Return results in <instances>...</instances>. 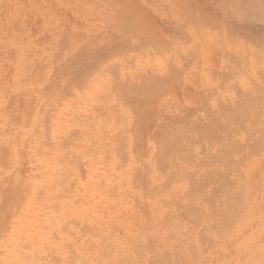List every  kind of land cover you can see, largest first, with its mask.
Returning <instances> with one entry per match:
<instances>
[{
    "label": "rangeland",
    "instance_id": "374dc122",
    "mask_svg": "<svg viewBox=\"0 0 264 264\" xmlns=\"http://www.w3.org/2000/svg\"><path fill=\"white\" fill-rule=\"evenodd\" d=\"M26 1L23 0V3H24V6H23L22 0H20V3H19V0H13V1L12 0H4V1L0 0V5H1L0 6V28L2 27V24H3L2 28L8 30V31L0 30V52H1L0 53V191H2V189H3V191L7 192V191H9L8 187L11 188L10 194L8 193L10 197H8V195H7L6 198H4L3 194H6V193H3V191H2V193H3L2 194L3 196H2L1 192H0V196H1L0 198L3 201L2 202L0 200V202L2 203L0 205L1 206L0 212L3 213L4 211H7V210L10 211V209L6 210V208H5V207L8 208L9 207L8 205H10V207L12 209H14L16 207L15 210H13V212H11V213H13V216L15 215V218H13V216L11 217V215H10L11 213L7 214L8 212H4L3 217H6V216H8V218L11 217V219H10L11 221L10 222L6 221L8 219L6 217L5 218L6 220H3L4 222L1 221L2 223H0V229L1 230H2V227L4 224L8 225V226L7 225L4 226L5 228L8 227L6 232L3 231V232H5L6 235L3 232L2 233L0 232L1 233L0 235H2L1 237L3 238V240H1L2 238L0 237L1 238L0 239V252H1L0 253V255H1L0 256V264H44V263L45 264H56V262H59V264H63V263L67 264L66 262H68V264H71V262H72V264H114V263L115 264H123L126 261H127L126 262L127 264H131L130 261H132V264H134L136 262V260L138 261V262H136L137 264H139V263L140 264H146L149 261V260L146 261L147 257H149V259H151L150 257H152L153 254L161 253V252L168 253L167 260L171 261V262L169 261L170 264L172 263L174 258H175V261H173L172 264H179L180 261L178 258H180V257H181V260H183L182 264H191L190 262H192V264H264V190H263L264 189V142H263L264 140H262V139H260V137H258L259 134H262V133L264 136V120L257 121L260 124H258V123L256 125L253 124L254 128L260 129L259 130L260 132L262 131V133L258 132L259 134H258V136H256L257 132H253V126H252V122H253L252 120L253 119L251 116H248L247 121H244L242 123L243 125L241 127H236V129H233L232 131H230V133L232 135L229 132H228L229 136H228V134H226V136H228L227 141H226V136L224 135L225 137H223V135H222L221 138L225 139L226 142H223L224 140H221L222 143H220L221 141H218L220 143V144L219 143L217 144L218 146H216V143H214L215 146H214V144H210L211 146L209 145V148H208V146H207L208 144L205 143L204 141H201L197 137H195V135H193L194 139L191 138V136H190V139H192V141H194L196 138L200 141V143L197 140V141L192 142V144L188 143V145H187V143H185V141L181 142L182 141L181 140L180 142H181V144L183 143V145H180L179 150L176 149V153H174L173 156L171 155L173 158L170 157L169 160L164 161V163L166 162V164H168V162H169L170 164H168V165H170V166L164 165V166H161V168H160L161 163H159L157 161V164H160L157 166L158 171L160 173H158V171L154 168V167H156V166H154V164H155L154 162L156 161V159L153 158V156L156 157L158 155V153L161 151L160 147L159 148L157 147L158 143L156 145H155V143L153 144L154 139H153V141L152 140L149 141L147 139L150 136L152 137V135H150L151 133H153V136L155 137V135H158L161 132L165 131V129L163 130L162 128H165L166 125L171 126V128L169 127V129H173L174 128L173 126L176 125L175 124L176 121L180 118V116L184 115L186 112L187 113L184 116L188 117L187 118L188 121L184 119V120H182L183 124L181 123V125H179L180 120L182 118H184V116H183V117H181L180 120H178L179 123L176 126L183 127L186 124L185 121H187V124H190V123L192 124V122L198 123L194 120H197L199 122L202 121L203 123L201 124V122H200L199 124L206 126L210 123L209 117L211 115L208 113L211 111L214 112V110H215V113L218 114L220 122H222L224 114H223V116H221V113H222V112H220L221 110L219 111V113H217L220 107L223 108L222 105H227V104L231 105L233 103V100L236 102L233 104H237V103L239 104L240 99H242V98L244 99V97L253 98L255 96L256 90H257L256 85L257 86L259 85L260 88L264 86V84H263L264 83V78H263L264 77V48L260 51L259 47H256L255 45H252V44L246 42L245 39H243L244 37H242V36L246 37L247 35L251 36L250 33L252 32V35L254 34L255 38L257 36H262L260 38H264V36H263L264 34L261 33L264 31V0H28L29 1L28 3ZM31 1H33V2H31ZM31 5H33V7ZM197 5H199V7ZM49 7H50V9H49ZM19 8L21 11H19ZM197 15L198 16L201 15V16H199V18H198ZM205 15H207L208 17ZM185 18H187V19H185ZM193 18H194V20L196 19L195 20L196 22L192 21ZM200 18H202V19H200ZM211 18L213 20L216 19V21L213 23H221V28L219 27V29H222V27L225 24L226 27L231 26L233 28L234 32H237V29L238 28L241 29L242 27H246L247 31L246 30L245 31L240 30L242 32L241 33V32H239V29H238V32L240 33L238 37H240V39L236 38L237 41L233 42V40L231 38L235 34L233 33L231 36V33L230 34L227 33L226 30L228 31L229 28H226V30H225L224 29L225 27H223L222 30L224 33H226V35H225L224 33L221 32V30L219 31V29H217L218 27L217 28L215 26L212 27L211 26L212 22H210V21H212ZM13 19H15V21ZM207 19L208 20L210 19V21H208ZM221 19H222V22H220ZM199 20L204 21V22L206 21L207 25L210 23L211 27H209V26L207 27L204 24V22H202L205 25V27L207 28V30L211 31V28L216 29L214 32H211V34H209V31L207 32L206 28L204 27L205 28V29H203L204 33H202L203 31L201 33H202V36L204 34H206V35H204L205 41H203L200 38L201 33L198 32L200 29H198V30L196 29L197 31L195 30V28H198V27L203 28V26H204L202 23L200 25ZM217 20H220V21L217 22ZM223 21L227 22L228 24L223 22ZM2 22H4V23H2ZM207 22H209V23H207ZM13 23H15V24H13ZM190 24H191V27H190ZM192 24H194V25H192ZM195 24L196 25L199 24L200 26L198 25V27H197ZM183 25H184V27H183ZM215 25H217V24H215ZM218 26H220V25H218ZM193 27H195V28H193ZM247 27H248V29H247ZM191 30H193V31H191ZM217 31H218V33H216ZM248 31H249V33H248ZM176 32L179 33V34L177 33L178 35H181V38H182V34H184L186 32L184 34L185 37L181 40L180 36H178L177 40H174L173 36L176 37V35H177ZM197 32L200 33V36L196 34ZM246 32H247V35H244V33H246ZM192 33H194V34H192ZM257 33L260 35H258ZM186 34H187V36H186ZM193 35H194V37H192ZM210 35H212V36H210ZM227 35H228L229 39H231V41L228 39ZM156 36H159V37L156 38ZM222 36H224V37H222ZM230 36H231V38H230ZM152 37L155 38L154 39V40H156L155 42H157L160 39V41H158L160 44L159 45L157 44V46L159 48L158 52H160L159 51L161 48L160 46H163L162 43H166L167 40L169 42H167L165 46L167 47V45L169 44L170 47L174 50L170 53H166V55H165V52H167V50H166V47L163 46V47H165V49L164 48H162V49L165 50V52L162 55L163 51L161 52V54L157 53L156 52L157 46L155 47L156 50H154L155 48L153 49V47L155 45H152L153 47L148 46L149 49H147L148 47H146V50L144 51L142 48L146 45H149V44H146L147 43L146 40L152 41L153 40ZM161 37H163V39L165 37V39H164L165 41H163V39ZM235 37H237V36H235ZM143 38L145 41H143ZM250 38L252 39L253 37L251 36ZM178 39L180 41H185L184 43H187V44H183V43L181 44L180 41L178 43ZM188 39L191 41H189ZM221 39H223V41H225L226 39H228V40L225 41L226 43L223 42V44H222ZM233 39H235V38L233 37ZM139 40H141L142 42ZM186 40H188L189 43ZM215 40H217V41L221 40L220 44L218 42H216V44H219V45L215 46V43H214ZM238 40H240V41H238ZM149 41H148V43H149ZM161 41H163V42H161ZM206 41H208V42H206ZM211 41H213V42H211ZM135 42L138 43V45L136 43L137 47H134V46H136ZM190 42H192V43H190ZM205 42H206V44H205ZM111 43H114L115 47H118V44H121V46H123V48L133 46L134 48H130L131 49L130 51L131 52L136 51V53L135 54L129 53L126 55V53L129 51H128V49H127V51L124 49L126 52V53L124 52L125 56H127V57H125V58L122 57L120 60V59H118V58H120L119 55L120 56L124 55V54H122L124 51L123 48L118 47L120 49L119 51H122V50L123 51L121 54L119 52H118L119 54H116V52H115V55L117 57L114 56V54L109 55L110 53H108V52L109 51L111 52V50L109 49L108 46ZM123 43L124 44L127 43L126 45H128V46L125 47L123 45ZM199 43L201 45L200 48H199V46H200ZM144 44H146V45H144ZM180 44L185 45L186 47L183 48V46H180ZM239 44L242 47H239ZM89 45H91V46H89ZM171 45H174L176 48L175 47L173 48V46H171ZM220 45H222L221 46L222 48L219 47ZM104 46H106L108 48H104ZM230 46H231V49H230ZM243 46L245 48H247L246 52H247L248 56L243 54V51H244ZM86 47H88V48H86ZM180 47H182V48L180 50H178ZM190 47H191L192 51L196 49L197 55H196V53L190 54V51L188 54H186V52L190 49ZM223 47H225L224 50H223ZM171 48L167 47L168 51H171ZM220 48L223 51H221ZM103 49H106V51H108V50L109 51L106 52ZM144 49H145V47H144ZM197 49H198V51H197ZM239 51H240V53L238 54ZM57 52H59V53H57ZM60 52H61V54H60ZM81 52L86 54L85 56H87L86 57L87 59L85 57H83V58L88 61V63L87 62H85V63H87L89 65L87 66L84 63V61H86V60L83 61V58H81L79 60L80 61L82 60L81 63L84 64L86 67L84 65L82 66L81 63H80L81 65L78 63L77 65L78 66L80 65L82 67V69H81V67L80 68L75 67L74 75L71 76L73 74V72L70 73L71 74L70 78L72 80H75V76H76V80L74 82H77V83H74V84L77 85L78 82L80 83V81L81 82L83 81L82 83L84 85L81 83L80 85H82V88L77 89V90H79V91H77L74 88L77 86H74V87L71 86V88L68 87L67 82L69 80L68 81L66 80L67 82L65 81L66 78H69V77H66V76H68L67 73L65 74V76L63 75L64 77L63 76L60 77L61 79L60 78L56 79L57 77H55V76H58V75L61 76L62 75L61 68L63 71H65L64 67H66L67 64L70 63L73 56H75L76 53L78 54ZM104 52L111 57H109L107 55L109 58L108 59L104 58L103 57ZM198 52L201 53L202 56L205 57V59L202 56H200L201 54H199V56H198ZM215 52L219 53L221 57L219 56V54H216ZM148 53H149L150 57L147 56ZM176 53H178V54H176ZM211 53L214 56L217 55V58L219 57V60L217 59V61H216V63H217L216 64L217 66H215L216 68L213 67L215 60L213 62L214 56H211ZM58 54H60L61 56H59ZM88 54L90 56H92L91 54H93L94 55L93 58L88 56ZM224 54H226V55H224ZM188 55L190 57L189 60H188ZM208 55H210V58L213 57L212 63L210 64L211 66L208 64L209 58L206 59L207 57H209ZM107 56H105V57H107ZM222 56L223 57L225 56L224 58L226 60H224L222 58ZM229 56H231V57L229 58ZM245 56L249 59V60H247L248 65H246V63H245L246 62ZM251 56L255 57V58L252 59ZM256 56L259 59L256 58ZM70 57H72V58H70ZM95 57H96V59H95ZM157 57H159V58H157ZM232 57H234V58L231 59ZM91 58L95 59L96 61L99 60V62L97 63L95 60L93 61ZM115 58H117V60ZM138 58H139V60H138ZM146 58L148 60H146ZM162 58H164V59H162ZM199 58H200V60H199ZM227 58H229V60H227ZM69 59H71V60L69 61ZM88 59L90 61L92 60L91 63L96 62V64L98 66L97 65L95 66V63H94V65H92ZM149 59H151V60H149ZM169 59H170V61H172L171 63H169V66L170 65H175V66H173V67L172 66H170V67L166 66L167 67L166 68L165 65H168L167 60H169ZM172 59H174V60H172ZM175 59L177 62L175 61ZM214 59H216V58H214ZM130 60L133 62L128 64ZM164 60H165V63H167V64L164 63ZM197 60L200 61V63H198L199 67H197L198 65H195V64H197ZM209 60H211V59H209ZM233 60L235 63L233 62ZM173 61L176 62V64H173ZM185 61L186 62H188V61L194 62L195 61V64H194L195 66L192 65V63H191L190 66H188V67L186 66L187 68L184 67L185 68V71H184L182 65L183 66L185 65L184 64ZM223 61H225V62H223ZM226 61H227V64L230 63L231 66H230V64H228V66H226ZM231 61H232V63H231ZM236 61L240 62L239 66L236 65ZM259 62H260V64H258ZM163 63L165 65H163ZM233 63L236 66H234ZM103 64H105V65H103ZM121 64H123V65H121ZM187 64H189V63H187ZM241 64L245 65V66L243 65V67H245L244 69L242 68ZM100 65H101V67H99ZM130 65H132V66H130ZM206 65L207 66L209 65L210 69L208 68L209 66L207 67ZM106 66H109L110 68H111V66H113L112 68L114 70H115L116 66H118V68L116 67L117 71H114L111 68V72H110V71H108V70H110V68L108 69V67H106ZM119 66H121V68H123V69H121ZM91 67L97 72H92L93 69ZM94 67H96V68L98 67L97 70ZM131 67L133 68V70L131 69ZM174 67H175V69H174ZM190 67H192V68H190ZM211 67H213V69H211ZM224 67H227V68H224ZM231 67L235 68V69L239 68L240 73L238 74V70H236L237 73H231V74L228 73L231 71V69H232ZM197 68H200V69H197ZM39 69H41V70H39ZM226 69H230V71L227 70V72H226ZM84 70H86V71L91 70L92 74L89 72H87V74H89V75L84 74L83 73ZM104 70L106 73L103 72ZM127 70H132V71H127ZM175 70L181 72V74L178 73L180 76L178 75L179 77L177 76L178 79H176L177 81L180 80L181 82L174 81V82H176L174 84L173 80L171 79L173 77V75H171L172 77L169 79L168 75H170V74L167 75V72L168 73L170 72L171 74L172 73L176 74L177 71L173 72ZM232 70H234V69H232ZM242 70L244 73H241ZM58 71H60L61 74H59ZM145 71H147V73L149 74V75L147 74L148 76L145 75L146 74ZM79 72H81V74ZM163 72L166 73V74L165 73L164 74L168 76V77L167 76L166 77L169 80L167 78H165V75L163 77V75H162ZM216 72H218V73H216ZM219 72L223 73L225 75L222 77L220 76L222 81H224L223 82L224 84H222V83H220V84H222V86H224L226 88V90H224V91L221 90V88H220V90L222 92L219 90V88L217 89V86L219 85L218 84L219 81L220 82H222V81H221V79L217 80L215 78L216 75L217 76L220 75ZM255 72H257V73H255ZM76 73H79V74H76ZM214 73H216V74H214ZM98 74L101 75L102 78L100 76H98ZM109 74H115L117 76V80L115 81L116 77L114 75H113L114 76L113 77L114 79H113L110 77L111 75H109ZM213 74H214V78L212 77ZM223 74H221V75H223ZM226 74H230V75H228L231 78L230 83L228 82V80L230 79L229 77H227L228 80H223V78L226 77ZM53 75H55L54 78H53ZM139 75H142V76L140 77ZM151 75H154V76H151ZM176 75H174V76H176ZM257 75L258 76L260 75V77H262L263 79L262 78H260L261 80L258 79ZM135 76H139L141 79H139V77L135 78ZM72 77H74V78H72ZM146 77L147 78L149 77L150 79H151V77H153V79H151V81L154 80L153 81L154 83H158L160 81V80L155 81V80H157L156 78L159 77L158 79H160L161 77H163L166 79V80L164 79V81L170 82L171 84L166 83V87H165L161 96L158 97V95H157L158 93L156 92L157 93V94L155 93L157 95L156 98H155V96L152 99L150 97V99L154 100L156 103H153L154 101H152V102L150 101L151 104L149 103L147 105V103H146L145 104L146 106L143 103L142 104L140 103L141 105L138 107L137 103L135 104V103H133V101L130 100L131 97L129 95V92H128L129 97L127 96L126 90L130 91V90H132V88H130L129 85L127 86L125 81H128L129 83L128 82L127 83L130 84V86L133 85L132 86L133 88L138 89L140 87H142V88L145 87L146 83L148 84V82L143 83L144 81L147 80ZM256 77H257V79H256ZM211 78L213 80L215 79L216 81L215 80H214L215 82L211 81L212 80ZM227 78H225V79H227ZM59 79L61 80L60 82H59ZM78 79H80V80H78ZM173 79L175 80L174 77H173ZM244 79H245L246 84L244 83ZM247 79H249L248 80L249 82L252 81L253 83L252 84L250 83V85H249L248 84L249 82L247 81ZM54 80H55V82H54ZM112 80L115 81V83L113 82L115 85L112 83ZM123 80H125L124 83L126 85L123 83ZM161 80H163V79H161ZM209 80H210V82H209ZM56 81H57V83H56ZM64 81L67 84H64ZM139 81L141 83H143L144 85L141 84ZM133 82H134V84H131ZM149 82H150V80H149ZM207 82H209V83H207ZM225 82H226V84H225ZM212 83H213V85H212ZM177 84H179L180 89L177 86ZM233 84L236 86L235 88H237L238 91L241 92L242 94L236 93L237 89L232 90L231 87ZM262 84H263V86H261ZM80 85L78 84V87H80ZM112 85H113V88L111 87ZM121 85L123 87L125 86L124 87L125 91H123L122 93L126 92L124 96L129 98L130 102L126 101L128 99L125 98L122 95V93H120L119 91H118V93H120L122 95V98H125L124 99L125 101H122L123 100L122 98H121L122 100H119L121 95L119 97L117 95V93H115V96H117L116 98H119V99L115 100L114 92L113 91L110 92V90H115L114 88H117L116 90H119L118 87L120 89L124 90ZM253 85H255L256 90L250 89L251 86H252V88L254 87ZM219 86H221V85H219ZM65 87H66V89H64ZM108 88H110V89H108ZM70 89H71V91H70ZM136 89H133L131 92H134V90L136 91ZM182 89L184 90L183 92H181ZM185 89L189 90L187 92H192V94L191 93L190 94L189 93L184 94ZM168 90L169 91L170 90L175 91V92L173 93L170 91L171 94L169 95L170 92H168ZM211 90L217 91V93L213 94L214 91L210 92ZM207 91H209V92L206 93ZM225 91H226V93H225ZM227 91H229V92H227ZM233 91H234V93H233ZM66 92H67V94H66ZM160 92H161V90H160ZM200 92H201V96H199L200 94L197 95V93H200ZM59 93H60V95H59ZM172 93H173V97H174V94L175 95L178 94L179 95V96H177L178 98L176 97V98H174V100H171ZM179 93L181 94V96ZM209 93L214 95V96L210 97L208 100L206 99L207 103L206 102L205 103L208 106V107L206 106V108L210 109L208 113L205 112L206 117H207L206 118L202 114V113H204L206 108H205V104L203 103V101H201V99L202 100L205 99V95L207 94V96H208ZM64 94H65V96H63ZM163 94H164V96H163ZM66 95L69 97H66ZM153 95H154V93H153ZM62 96L65 98L62 99ZM198 96L200 98L201 97L202 98L199 100V99H197ZM207 96H206V98H207ZM240 96H242V98H240ZM215 97H218V98L216 99ZM237 97L239 98V100L237 99ZM185 99H188V100L190 99V100L186 101ZM60 100L61 101L65 100L66 102H60ZM175 100L177 102H173ZM180 100H182V102ZM193 100L195 101V105H194ZM209 100H211V101H209ZM217 102H220L221 106H220V104L217 105ZM129 103L132 105L135 104V106H132ZM225 103H227V104H225ZM154 104H155V106H154ZM199 105L202 108L204 106L202 113L200 110L201 107H200V109H199V107L198 108L195 107V106H199ZM136 106L138 107L137 111L140 113H137V111H135L137 108ZM217 106H219V107H217ZM98 107H101V108H98ZM109 107H110V109H109ZM144 107L145 108L147 107V108L145 109ZM187 108H190V110L189 111L186 110ZM191 108L194 109V111L192 110L195 113L194 115L191 112ZM195 108L199 109V112L197 109H196L197 110L196 111ZM179 109L180 110L183 109V111L185 110L186 112L185 111L179 112ZM145 111H148V112H145ZM144 112H145L146 116H145ZM153 112H154L155 117H154V115H153V117L151 116L153 114ZM57 113H59V114H57ZM188 113L190 115L192 114V117L191 116L189 117ZM75 114H77L76 115L77 119H78V116H80L81 114H82L81 116L83 118L86 115H89L90 119L88 120V116H86L87 118L86 117L85 118L87 119V121H85V123L82 121H84L86 119L84 118L82 120V117H80L77 121V119L75 120ZM100 114H103V116H101ZM134 114H136V116H134ZM148 115H150V116H148ZM212 115H214V113ZM219 115L221 116V118ZM55 116H56V119H54ZM137 116L140 117L139 120L141 122L138 120ZM44 117L48 118V119L43 120V119H45ZM70 118L71 119L73 118L75 120V122H73L74 121L73 119L70 122V120H71ZM154 118L156 120H154ZM203 119H206V121H204ZM80 120H81V124L79 123ZM135 120H137L138 122L137 121L135 122ZM190 120H192V122H190ZM68 121H69V123H68ZM249 121H251V123ZM139 122L140 123L143 122L141 126H140ZM149 122H150V124H149ZM109 123H110V125H109ZM254 123H256V122H254ZM24 124H25V126H24ZM43 124L45 125V130L47 131V134H44V133H46V131H43L44 130ZM148 124L150 126H148ZM152 124H153V126H152ZM172 124H174V125H172ZM248 124L250 126L249 130H248V127H249ZM146 125L148 127H150V130L147 127H143ZM155 125H157V126H155ZM162 125H165V127H163ZM151 127H153V128H151ZM155 127H158V128L160 127V128L158 130ZM167 127H166V129H168ZM178 127H177V129H178ZM142 128L143 129L147 128L149 131H146L147 129L143 130ZM130 129H132V130H130ZM138 129H140L141 132ZM156 129H157V131H155ZM256 129H254V131H256ZM79 130H81V131H79ZM136 130H137L138 134L140 135V137H139V135H135L134 132ZM234 130H235V132L237 131L238 135H236L235 133L233 134ZM35 131L37 132L36 134H34ZM153 131H155V132H153ZM137 132H136V134H137ZM74 133H75V135H74ZM140 133H142L143 136L145 135L144 139ZM146 133L148 136L146 135ZM248 133L250 135H252L251 133H254V134H253V136H250ZM71 134L73 136H76V138L74 137V139L72 138L73 139L72 140ZM191 134L192 133H190L189 135H191ZM44 135H47V136L44 137ZM68 135H70V136L65 137ZM189 135H187V137H189ZM246 136L253 137L252 139H255L254 137H256V138L258 137L257 138L258 140L259 139H260V141L262 140V142H263V145L261 147L262 149L261 148L257 149V150H259L257 157H255L256 153L254 155V152H253V154H251V152L254 150L257 151L256 148L260 147V144H262V142H260V144L257 145V142H256L257 139H256V141H253V142H256V144H254L252 142V139L248 138ZM245 137L248 138V140L250 139L249 141L247 140L248 141L247 145H249V146L245 145L246 143L244 144L245 140L243 141V139ZM68 138H69L68 144H71L73 147H71L68 144H67V147H66V145L64 146V143L66 144V142H64L66 140H64V139H68ZM229 138H230V140H229ZM70 139L72 141H70ZM140 139H143V140H140ZM59 140H62V141H59ZM121 140H122L123 144L120 143ZM44 141H49V144L50 143L54 144V146L50 144L51 147H48L47 143ZM142 141L144 142V144H142L143 143ZM151 141H152V143H151ZM228 141H230V142H228ZM231 141L232 142L235 141L236 143L234 142L232 144ZM242 141H243V143H241ZM247 141H245V142H247ZM43 142H44V144H46L45 147L42 144ZM56 142H59L60 145L63 143L61 148H60V145L58 146L59 143H56ZM67 142H68V140H67ZM154 142H156V140ZM189 142H191V141H189ZM132 143L134 145H136V143L138 144L137 149L134 148L136 146H133ZM228 143H230V145L232 146V150H230L228 153L235 152V150L238 146L240 149H242L243 152H240L241 150H239L238 151L239 153L236 151L237 155L235 154L236 153L235 152L233 155L230 154L232 157H228V155L226 157L224 156V158H227L224 160H223V158L219 159L217 154H214L213 156L216 155L215 156L216 158H214L215 161L212 160L211 163H213L214 166H215V164H217V166H215V167L212 166V168L208 167V169L207 168L204 169L203 167H201V168L196 167L197 164L195 163V157L196 158L199 157L200 153L198 154V152H204V153H206V151H207V153L211 152L209 154H207V153L206 154L210 155V157H212L211 154L216 153V152H213V151H215L216 148L219 149L221 147L224 150V148L226 147V144H228ZM249 143H251V144H249ZM177 144L179 145V143H177ZM189 144H190V146H189ZM191 145H192V147H191ZM251 145L254 147H252ZM56 146H57V148H56ZM154 146L156 148H154ZM181 146L184 148H182ZM147 147H150V148H147ZM211 147H214V148L212 150H209ZM250 147L252 149L251 150L249 149L250 150V152H249L247 150ZM133 148L135 150H133ZM157 148L159 149V151H157L158 150ZM239 148H237V150ZM142 149H144V150H142ZM183 149L186 150V152L189 151V153L192 154V158L194 157L193 159L190 158L191 154L188 155V152L186 153V156L185 155L184 156L190 158L191 159V160L189 159L190 162H194L192 164L195 166H193L191 163H188L189 161L185 163V162L176 160L177 162H175L174 159L179 158L180 154H181L180 157H183L182 156V152H184ZM243 149L245 151H247L246 153H249V156H251V155L253 156V157L252 156L251 157H245L244 156L243 160L244 159L247 160L246 158H249L246 162L244 160V163L241 162V161H243L242 159H241V161L239 159L235 160L237 158H240V155L242 156V155L246 154ZM202 150H204V151H202ZM131 151L132 152L135 151L134 153H137V154H131ZM155 151H157V153H154ZM179 151H180V153H177ZM145 152H147V153H145ZM47 153H49L51 155H48ZM204 153H202V154L205 157L206 154H204ZM145 154L147 155V157L143 156ZM176 154H179V155H176ZM184 154H185V152H184ZM46 155H48V156H46ZM52 155H54V156H52ZM203 155H202L201 159L203 158ZM122 156L125 158V161H124V158ZM132 156L136 157L135 158L136 160H138L141 157L140 162L138 161L139 164L137 161H132L134 159ZM246 156H248V155L246 154ZM121 157H122V159H121ZM142 157H144V158H142ZM258 157H260L261 159ZM150 158H151V160H150ZM52 159H54V160H52ZM153 159H154V162H153ZM229 159H232V160L229 161L228 163H224L226 160L228 161ZM172 160H174L173 163H172ZM196 160L198 161V159H196ZM219 160H220V162H219ZM255 160H257V161H255ZM259 160L261 162H258ZM46 161H48V162H46ZM234 161H236L235 163L239 162V165H238V163H237V165L236 164L232 165V166L229 165L230 162L234 163ZM181 162H182V165L180 164ZM240 162L242 163L241 165L244 167L240 166ZM121 163H122V165H121ZM183 163H184V166H183ZM187 163H188V165L189 164L190 165L188 167H185V165ZM211 163H209V164H211ZM132 164H134V165H132ZM174 164L175 165L178 164L179 167H177L178 165L176 167H174L175 166ZM220 164L221 165L222 164L228 165L229 169L232 168L231 169L232 173H231V170H228V172H226L227 170H223V169H225L224 165H222V167H223V169H222ZM139 165H141V166L139 167ZM172 166H173V170H178V171L171 172ZM204 166L207 167L209 165H204ZM115 167H116V171H115ZM195 167H196V169H194ZM213 167H214V169H216L215 172L218 171L219 174H217L218 172L214 173ZM233 167H235V168H233ZM255 167L258 168L257 170H259V172L255 171V169H256ZM162 168H163V170H161ZM189 168H190V170H189ZM197 169L199 171H197ZM233 169H236L237 172H234L235 170H233ZM136 170L140 174L143 171V174H141V176H140V174L139 175L136 174L138 176L137 177L135 175V173H133ZM154 170H156L157 173ZM169 170H170V172H169ZM179 170L181 173H183V171L187 172L188 173L187 175H189V176H191L192 171H194L196 173V175H195V173H193L194 177L193 176H191V177L194 178L195 181H197V179H199L202 175H206L209 173L212 175L211 176L212 178H215V179L218 178V181H220L219 179H222V181H223V178H224L223 173L225 175L226 174L228 175V173H229V175L224 178V182H223V184L221 183V185L224 186V183L226 181L231 182L230 179H232V184H229V183L228 184H229V186L234 185L235 188L233 186H232L233 189H232V187L227 188V186L225 185L226 186L225 189L220 190L221 185L219 183L221 181L220 182L217 181V184H219V185L215 188L211 187V183H212L211 182V183H209L210 185L207 184L208 186L207 185L204 186L205 187L204 189L202 187L203 191H202V189L200 190L198 188V190H194V191H196V192H194V191L190 190V188H189L190 181L191 180L194 181V179H192L191 177H190L191 178L190 179V178H188V176H185V177H187L186 178L187 180L186 179L184 180L185 177L180 178ZM162 171H164V173ZM211 171H213V172L211 173ZM253 171H254V173H253ZM120 172H122V173H120ZM146 172H148V174H146ZM177 172H179V173H177ZM197 172H199L200 174L198 175ZM173 173H177V174H175V176H172L171 178H169V179H172V178L174 179V180L172 179L173 181H170L167 177L171 176ZM237 173H238V175H237ZM133 174H134V176H133ZM183 174L186 175L185 173H183ZM234 174L236 175V177L235 176L230 177L231 175H234ZM142 175H144V177H142ZM145 175H146V177L147 176L148 177L145 178ZM251 175H253V178L250 177ZM176 176H179L180 180L177 179L178 177H176ZM239 176H240L241 180L238 179ZM43 177H45V178L43 179ZM161 177H163L164 180ZM202 177H205V176H202ZM202 177L200 180L204 181L205 178H202ZM38 178H40V180ZM95 178H96V180H95ZM36 179H37V181H36ZM131 179L132 180L135 179L134 182H136L138 180L143 181L142 182V183H144L143 185L146 188H148L147 189L148 193L147 192L145 193L146 197L152 195L153 192L155 194V191H157L159 193V191L161 189H162V193H161V195L159 194V196L156 195L157 197L152 195L151 200H150V198L140 197L144 194V192H145L144 189H146V188L142 186L141 181L138 182L139 184L135 183L136 185L135 184L133 185L131 183L132 184L131 185L129 182ZM175 179L178 180L177 183H176ZM233 179H235V180H233ZM213 180L214 179L210 178V181H213ZM248 180L250 181V183ZM144 181L147 183H145ZM149 181H150L151 185H150ZM164 181H166L165 184L168 183L167 187H166V185H164V183H163ZM180 181H182V182H180ZM203 181H201V182H203ZM131 182H133V181H131ZM161 182L163 183V185L161 184ZM186 182L187 183L189 182V183L186 184ZM214 182L215 181H213L212 185H214ZM38 183H40V184H38ZM121 183H122V185H121ZM148 183L150 186L146 185ZM169 183H170V185H169ZM196 183H198V182H196ZM8 184H10V185H8ZM95 184H96V186H93ZM159 184H161L162 186ZM215 184H216V182H215ZM42 185H43V187H42ZM53 185H54V187H52ZM69 185H71V186H69ZM128 185L131 187L132 190L130 189V187ZM216 185H214V186H216ZM239 185H240V188H239ZM106 186H108V187H106ZM140 186H141V188H140ZM152 186L153 187L157 186L158 189H156V188L150 189ZM19 187H22L24 190L19 191V189H18ZM163 187H165V188H163ZM186 187L189 188L188 190H190V191L184 193L185 190L187 191ZM218 187H219V190H218ZM112 188H113V190H112ZM159 188H160V190H159ZM222 188H224V187H222ZM166 189L168 190L167 193H165L166 191L165 192L163 191ZM25 190H27L28 192ZM91 190H92V192L93 191L94 192L92 193ZM199 190L202 193L199 192L200 194H198L197 192ZM99 191H100V193H99ZM121 191L122 192L124 191L123 192L124 195H122ZM125 191H126V194H125ZM191 191H192V193L193 192L194 193L191 194ZM141 192H143V194ZM215 192H217L216 195L218 197L221 196V197H219L218 202H220V200L222 201V200H225L226 198H228L232 201V206H234V203L238 204V202H235V200L239 201V204H240L238 207L236 205L235 214L232 216L233 218L231 220L229 219L230 222H228L229 220L226 221L225 222L226 224H224V226H223L224 222H222L221 220H218V218L214 217V214H213V212L220 211L223 209L222 205L219 207V205H218L219 203H217L216 200L214 202L212 194ZM224 192H226V194H224ZM116 193L118 196L114 195ZM119 193L121 194V196ZM187 193H189L188 194L189 196H183L182 197V195H187ZM132 194L134 195V197H136V200L138 199L140 202L142 201L141 206L143 203L146 204L145 210L147 211V213L145 211L144 214H142V216H141V213L144 210L141 209L140 210L141 212H138L139 210L137 208H140L139 207L140 203L137 200L139 205L137 207H135V204H134L135 202H131V201H133V198H134ZM148 194H150V195H148ZM190 194H191V196H190ZM207 194L209 195V197ZM27 195H29V196H27ZM210 195L212 198L210 197ZM126 196H128V197H126ZM167 196H169V197H167ZM7 197L8 198L12 197L15 200L14 199L10 200ZM22 197L23 198L27 197V198L24 200L19 199ZM114 197H115V199H114ZM129 197H131V199ZM152 197H153V200H152ZM3 198H4V200H3ZM141 198H144V199H141ZM160 198H161V200H164L165 203L169 200V198L170 199L172 198L173 202L172 201L170 202V200H169L168 203H170V204L166 203V205L163 207L161 205L162 201L159 200ZM177 199H178V201H177ZM6 200H7V202L4 206V202ZM158 200H159V202H158ZM188 200L190 201V203ZM11 201H13L14 203ZM15 201H16V203H15ZM27 201L29 202V204H31V207ZM175 201H177V202L174 203ZM8 202H10L11 204H9ZM204 202H207V204L208 205L210 204V206L206 205V203H204ZM132 203H133L134 207L131 208V206H133ZM173 203L175 204V206L173 205ZM177 203L179 205L181 204L182 206L179 207ZM184 203H185V206H186V204H188V205L192 204V207L193 206L195 207V209H196L195 215L196 216L194 215V213L192 211H190V209L186 210V208L184 207ZM216 203H217V205H216ZM22 204H23V208H22ZM145 204L143 205L144 207H145ZM113 205H115L116 207ZM136 205H137V203H136ZM188 205H187V208H189ZM205 205H206V207H205ZM207 206L208 207L212 206L211 209L213 211H211ZM24 207H26V208H24ZM27 207H30V208H27ZM70 207H72V208H70ZM105 207H107V208H105ZM161 207H163V208H161ZM178 207H179V209H178ZM32 208H35L36 210L32 209ZM180 208H181V210H180ZM184 208L186 210L185 212H183ZM207 208L209 209L208 211H207ZM1 209H3L4 211L3 210L1 211ZM176 209L180 213L175 212ZM94 210H95V212H94ZM112 210H114V211H112ZM135 210H136V212H135ZM80 212L83 214H81ZM132 212H133V214H132ZM188 212L190 214H188ZM5 213L7 214L6 216H4ZM61 213H63V214H61ZM148 213L150 215H147ZM17 214H19V215H17ZM185 214L187 216H190L192 214L193 216H195V217H193V219L200 218V221L198 220L195 223H192L190 225L191 221H189V219L191 218L190 220H192V217L188 218L186 216V217H184V220L180 219V217H182V215H185ZM131 215L132 216L134 215V219L137 218V221H136V219L132 220V217H130L131 220L128 221L129 220L128 218ZM118 216H119V218H118ZM164 216H166V217H164ZM1 217H2V214H1ZM1 217H0V219H1ZM177 217H179V218H177ZM29 218L31 220H33L34 222L29 221L28 220ZM187 218H188V220H187ZM34 219L35 220L37 219L36 222ZM146 219H150V221H146ZM15 220L16 221L18 220L19 222L17 221L18 222L17 223ZM38 221H40V222H38ZM69 221H70V224L69 223L67 224V222H69ZM185 221H187V222H185ZM24 222L25 223L27 222V223L25 224ZM97 222L99 223V225ZM130 222L132 224H129ZM163 222H164V224H163ZM159 223H161V224H159ZM63 224L66 225L67 227H63ZM146 224H148L147 227L144 226ZM149 224H151L153 226H151ZM197 224H198V226H197ZM13 225H15L14 227L17 229H15L13 227ZM194 225H196L197 227L193 228ZM202 225H203V227H202ZM30 226H32V227H30ZM68 226H69V228H68ZM134 226H138V227H134ZM140 226H142V228ZM4 227H3V229L5 230ZM41 227L43 228L44 232H42ZM212 227H213V229H212ZM60 228H61V230H60ZM64 228H65V230L66 229L68 230L67 233L64 230ZM81 228L82 229L87 228L88 231L82 230ZM158 228H159V231L157 232ZM219 229L221 230V232H217V231H219ZM27 230H28V232H27ZM53 230L55 231L56 234H54V232H52ZM62 230L64 231L63 235H62ZM76 230L78 232H84V231L85 232L82 235V234H79ZM86 231L88 234L86 233ZM21 232L24 235H26L25 238ZM118 232L120 235L118 234ZM153 232H154V234H153ZM15 233H16V236H14ZM10 234L11 235L14 234V235L11 237ZM29 234H32V236H34L33 237L34 240L30 237L31 235L29 236ZM67 234H69L70 237ZM108 234H111V235H108ZM179 234H181V236L178 238ZM194 234H195V237H194ZM19 235L23 238L18 239L20 237ZM59 235H61L63 237L61 239H59L61 237ZM91 236H93V237H91ZM160 236L163 237V239ZM198 236L199 237L201 236V237L198 238ZM217 236L218 237L220 236L219 239L217 238ZM50 237L51 238L54 237V239H56V240H54L52 238V240H53L52 242L53 243L56 242L54 245L52 244ZM144 237H145V239H144ZM151 237L155 241L152 243V247L150 245L151 249L153 248V251L152 250L149 251L147 249L148 248L147 246H149V244L148 245H147V243L144 244V241H147V240H149L151 243V241H153L151 239ZM173 237L174 238L177 237V238H175V240H174ZM48 238H50V239H48ZM4 239H6V240L8 239L9 241L8 240L7 241L9 243L6 240L4 241ZM182 239H184L185 241ZM203 239H204V243L203 244L201 243V244L204 247H206L207 243H209L208 247H206L207 248L206 251H205V248L200 244V242H202ZM48 240H49V243L51 242L50 244H48V242H47ZM76 240H78V241H76ZM84 240H86L85 242L87 244L85 242H83ZM200 240H202V241H200ZM207 240H209V241H207ZM214 240H215V242H214ZM24 241H26L28 243H24ZM31 241H32V244H30ZM149 241H147V242H149ZM156 241H157V244H159L158 246L161 247L160 248L157 246V250H155L156 249L155 246L157 245V244H155ZM196 241H198V243ZM16 242H18V243H16ZM43 242H46V243H44V246H43ZM100 242H102L101 246H100L101 248L98 245V243H100ZM171 242H172V244H171ZM177 242L179 243L180 247L177 246V244H178ZM181 242H182V244H181ZM1 243H3V244H1ZM41 243H42V245H40ZM185 243H186V245H184ZM231 243H232V245H230ZM11 244H13V246H15V247L12 248L13 246H11ZM17 244H18V246H17ZM24 244L25 245L29 244L27 246H29L30 249L29 250L25 249ZM46 244H48V245H46ZM62 244L67 245V246L69 245V246L68 247L65 246L64 248H62L61 247ZM72 244L76 245V246H73ZM82 244H84V245H82ZM153 244L155 246H153ZM165 244L168 246L167 249L165 248L166 247ZM199 244H200V247H199ZM31 245H33V246H31ZM85 245H88V246L90 245L93 249L91 247L88 249V246H85ZM96 245H98V246L96 247ZM132 245H134V246H132ZM136 245L141 246V248L139 249L138 246H136ZM182 245L184 246V249L182 248L183 250H181V249L176 250L175 247L181 248V247H183ZM188 245L190 248L192 246V248L191 249H189V247L187 248ZM22 246H24V249ZM27 246H26V248H27ZM135 246H136V248H135ZM163 246H165V247H163ZM211 246L213 248H210ZM173 247L175 248V250L174 249L171 250ZM46 248L48 251L46 250ZM65 248H67V249H65ZM68 248H70V249L68 250ZM186 248L189 249L190 251L193 250L194 252L190 253V252H188L189 250L186 251L187 250ZM6 250H8V253H6L7 252ZM41 250L44 252H42ZM50 250H52V252L50 253V255H47V258H46L45 255L48 254L47 252H50ZM58 250H60L61 252L60 251L58 252ZM84 250H86V252ZM89 250L90 251L92 250L91 253H89L90 252ZM32 251H35V252H32ZM107 251H109V252H107ZM146 251L148 252V254L145 253ZM135 252H138V254L140 253V255H139L140 257L137 256V253L134 255ZM9 253H11V254H9ZM132 253H133V255H132ZM201 253H203V254H201ZM51 254H53V256ZM100 254H102L103 256ZM141 254H144V255L142 256ZM33 255H35L36 261H35V257ZM169 255L172 256L173 259H171V257ZM49 256H51L53 259L51 257L49 258ZM132 256H133V258H132ZM134 256L139 258L141 262H139V259L134 258ZM40 257H44L43 259H45V260H42V258H41V260L39 262ZM129 257H131V258H129ZM32 258H34V259H32ZM218 258H219V260H218ZM50 259L52 262L55 260H58V261H55V263L54 262L50 263L49 262ZM69 259H71V261ZM119 261H121V262H119ZM126 263H124V264H126Z\"/></svg>",
    "mask_w": 264,
    "mask_h": 264
},
{
    "label": "bare ground",
    "instance_id": "6f19581e",
    "mask_svg": "<svg viewBox=\"0 0 264 264\" xmlns=\"http://www.w3.org/2000/svg\"><path fill=\"white\" fill-rule=\"evenodd\" d=\"M3 1H4V0H3ZM12 1H13V0H12ZM24 1H26V0H24ZM10 2H11V1H10ZM26 2L28 3L29 1L27 0ZM31 2H33V1H31ZM3 3H4V2H3ZM19 3H20V0H19ZM22 3H23V0H22ZM34 3H35V2H34ZM37 3H38V2H37ZM13 4H14V3H13ZM195 4H196V3H195ZM33 5H34V4H33ZM33 5H31V6L33 7ZM40 5H41V4H40ZM45 5H46V4H45ZM0 6H1V5H0ZM13 6H14V5H13ZM23 6H24V3H23ZM38 6H39V5H38ZM197 6L199 7V5H197ZM197 6H196V7H197ZM39 7H40V6H39ZM41 7H42V6H41ZM198 7H197V8H198ZM37 8H38V7H37ZM179 8H180V7H179ZM39 9H40V8H39ZM49 9H50V7H49ZM198 9H199V8H198ZM19 11H21L20 8H19ZM32 11H33V10H32ZM199 14H200V13H199ZM194 16H195V15H194ZM197 16H198V15H197ZM199 16H201V15H199ZM199 16H198V18H199ZM205 16H207V15H205ZM207 17H208V16H207ZM5 18H6V17H5ZM5 18H4V19H5ZM8 18H9V17H8ZM25 18H26V17H25ZM39 19H40V18H39ZM185 19H187V18H185ZM185 19H184V20H185ZM200 19H202V18H200ZM5 20H6V19H5ZM7 20H8V19H7ZM13 20L15 21V19H13ZM29 20H30V19H29ZM195 20H196V19H195ZM195 20H194V18H193L192 21H195ZM207 20H208V19H207ZM211 20H212V21H210V19H209L208 21H210V22H212V23L216 21V19L213 20L212 18H211ZM3 21H4V20H3ZM27 21H28V20H27ZM185 21H186V20H185ZM199 21H200V25H201L202 22H204V21H201V20H199ZM199 21H198V22H199ZM218 21H220V20H217V22H218ZM195 22H196V21H195ZM220 22H222V19H221ZM223 22H225V21H223ZM2 23H4V22H2ZM30 23H31V22H30ZM189 23H190V22H189ZM207 23H209V22H207ZM212 23H211V26H212V27H214V26H215L216 28L218 27L217 29H219V27L221 28V23H213V24H212ZM225 23H227V22H225ZM13 24H15V23H13ZM183 24H184V23H183ZM202 24H203V23H202ZM204 24H205L207 27H208V26L211 27V26H210V23H209L208 25L206 24V21L204 22ZM204 24H203V25H204ZM215 24H217V25H215ZM223 24H224V23H223ZM227 24H228V23H227ZM229 24H230V23H229ZM192 25H194V24H192ZM195 25H196V24H195ZM198 25H199V24H198ZM198 25H196V26L198 27ZM200 25H199V26H200ZM205 25L203 26V28H202V27H198V28L193 27V28H195V30H196V29H197V30L200 29L201 31L199 30L198 32L201 33V32L203 31V29L206 28ZM218 25H220V26H218ZM2 27H3V24H2ZM2 27H1V28H2ZM34 27H35V26H34ZM183 27H184V25H183ZM190 27H191V24H190ZM204 27H205V28H204ZM223 27H225V28H224L225 30H226V28H229L228 31L226 30V32L229 33V34L231 33V36H232L233 33L235 34L234 36H232V38H231V36H230V38L233 40V42H234V41H237L236 38H239V39H240V37H238L239 34H240L239 32H241L240 30H244V31L246 30V27H242L241 29L238 28V29H239V32H238V29H237V28H236V29H237V32H234V31H233V28H232L231 26H230V27H226V25L224 24ZM223 27H222V29H223ZM1 28H0V30H2V31H3V30L8 31V30H6V29H3V28L1 29ZM244 28H245V29H244ZM222 29H219V31L221 30V32L224 33ZM236 29H235V30H236ZM247 29H248V27H247ZM197 30H196V31H197ZM212 30H213V31H212ZM215 30H216L215 28H211V31H209V30H207V28H206V31H207V32L209 31V34H211V32H214ZM191 31H193V30H191ZM229 31H230V32H229ZM231 31H232V32H231ZM244 31H243V32H244ZM246 31H247V30H246ZM37 32H38V31H37ZM64 32H65V31H64ZM180 32H181V31H180ZM198 32H197L196 34L200 36V33H198ZM221 32H220V33H221ZM177 33H178V32H176V34H177ZM185 33H186V32H185ZM185 33H184V34H185ZM202 33H204V31H203ZM202 33H201V37H200V38H201L203 41H205V40H204V35H206V34H204V35L202 36ZM205 33H206V32H205ZM216 33H218V31H217ZM222 33H221V34H222ZM241 33H242V32H241ZM248 33H249V31H248ZM261 33L264 34V31L261 32ZM178 34H179V33H178ZM178 34L176 35V37L173 36V37H174V40H177L178 36H180V39H181V40L185 37V35L182 34V38H181V35H178ZM192 34H194V33H192ZM224 34L226 35V33H224ZM250 34H251V36H252L254 39H253V38L251 39V38H250L251 36L247 35V32L244 33V35H247L248 37H247V36H246V37H245V36H242V37H244L243 39H245L246 42H248V43H250V44H252V45H255L256 47H259V50L261 51V50L264 48V38H260V37H262V36H257V35H256V36H257V37H256L257 39H256V38H255V35H254V34L252 35V32H251ZM255 34H256V33H255ZM257 34H258V33H257ZM262 34H261V35H262ZM217 35H218V34H217ZM241 35H242V34H241ZM258 35H260V34H258ZM186 36H187V34H186ZM210 36H212V35H210ZM214 36H215V35H214ZM235 36H237V37H235ZM263 36H264V35H263ZM157 37H159V36H156V38H157ZM192 37H194V35H193ZM222 37H224V36H222ZM227 37H228V35H227ZM233 37H234L236 40L233 39ZM97 38H98V37H97ZM127 38H128V37H127ZM145 38H146V37H145ZM161 38L163 39V37H161ZM187 38H188V37H187ZM213 38H214V37H213ZM213 38H212V39H213ZM217 38H218V37H217ZM217 38H216V39H217ZM124 39H125V38H124ZM152 39H153L152 41L146 40V42H147L146 44H149V45L144 44V45H146V46H144L145 49H144V47L142 48L144 51L146 50V47H148V46H149V47H150V46L153 47L152 45H155V46L153 47V49H154V48L157 46V44H158V45L160 44V43L158 42V41H160L159 38H158L159 40H158L157 42H155L156 40H154V39H155L154 37H152ZM162 39H161V40H162ZM164 39H165V37H164ZM164 39H163V41H165ZM166 39H167V38H166ZM171 39H172V38H171ZM191 39H192V38H191ZM194 39H195V38H194ZM214 39H215V38H214ZM214 39H213V40H214ZM228 39H229V37H228ZM228 39H226V40H228ZM231 39H229V40L231 41ZM172 40H173V39H172ZM188 40H189V39H188ZM188 40H186V41L189 43V41H191V40H189V41H188ZM195 40H196V39H195ZM199 40H200V39H199ZM221 40H222V44H223V42L226 43V42H225L226 40H225V41H223V39H221ZM221 40H219V41L215 40V42H214V43H215V46H216V45H219L220 42H221ZM42 41H43V40H42ZM66 41H67V40H66ZM111 41H112V40H111ZM137 41H138V40H137ZM139 41H141V40H139ZM143 41H145L144 38H143ZM148 41H149V43H148ZM153 41H154V42H153ZM163 41H161V42H163ZM179 41H180V40L178 39V43H179ZM192 41H193V40H192ZM238 41H240V40H238ZM112 42H113V41H112ZM141 42H142V41H141ZM150 42H151L152 44H151ZM167 42H169V41L167 40ZM167 42H166V43H167ZM180 42H181V44H182V43H183V44H187V43H184L185 41H180ZM201 42H202V41H201ZM201 42H200V43H201ZM206 42H208V41H206ZM206 42H205V44H206ZM211 42H213V41H211ZM216 42H218L219 44H216ZM136 43H137V42H135V45H136ZM154 43H155V44H154ZM166 43H162L163 46H165ZM190 43H192V42H190ZM196 43H197V42H196ZM200 43H199V45H200ZM236 43H237V42H236ZM112 44H113V45H112ZM126 44H127V43H126ZM126 44L123 43V45H124L125 47L128 46V45H126ZM181 44H180V46H183V48L186 47L185 45H181ZM250 44H249V45H250ZM64 45H65V44H64ZM87 45H88V44H87ZM107 45H108V44H107ZM107 45H106V46H107ZM114 45H115L114 43H111V44L108 46L109 49L111 50V52H110L109 50H108L109 52L106 51V49H103V50H105L106 52L110 53L109 55L114 54V56H116V55H115V52H116V54H119V53L121 54L122 51H123L124 49H125L126 51H127V49H128L129 52L126 53L125 50H124L123 53H122V54H124V55H122V56L119 55L120 58H118V59L121 60L122 57H123V58L127 57V56H125V53H126V55L129 54V53H132V54L134 53V54H135L136 51H135V52H131V51H130V50H131L130 48L137 47L138 43H137V45L134 46V47H133V46H132V47L129 46V47H126V48H123V46H121V44H118V47H119V48H120V47L123 48V50L121 49L122 51H119L120 49H119L118 47H115ZM116 45H117V44H116ZM119 45H120V46H119ZM202 45H203V44H202ZM89 46H91V45H89ZM106 46H104V48H108V47H106ZM163 46H160V47H161L160 50H159L160 52H158V49H159L158 46H157V50H156V48H155L154 50H156V52H157V53H160V54H161V52L163 51V52H162V55H163V53L165 52V50H163L162 48L165 49V47H166V46H165V47H163ZM171 46H173V48L175 47L174 45H171ZM197 46H198V45H197ZM221 46H222V45H220L219 47H221ZM231 46H232V45H231ZM231 46H230V49H231ZM247 46H248V45H247ZM149 47H148L147 49H149ZM167 47H168V48H171L169 44L167 45ZM167 47H166L167 52H165V55H166V53H170V52H172V51L174 50V49L171 48V51H168ZM200 47H201V45L199 46V48H200ZM239 47H242V46H240V44H239ZM248 47H249V46H248ZM256 47H255V48H256ZM60 48H61V47H60ZM79 48H80V47H79ZM81 48H82V47H81ZM86 48H88V47H86ZM175 48H176V47H175ZM181 48H182V47H180L178 50H180ZM199 48H198V49H199ZM203 48H204V47H203ZM203 48H202V49H203ZM221 48H222V47H221ZM221 48H220L221 51H223V50L225 49V47H223V50H222ZM233 48H234V47H233ZM63 49H64V48H63ZM192 49H193V48H192ZM198 49H197V51H198ZM202 49H201V50H202ZM206 49H207V48H206ZM169 50H170V49H169ZM176 50H177V49H176ZM178 50H177V51H178ZM243 50L245 51V52L243 51V54H245L246 56H248V55H247V52H246V51H247V48H245V47L243 46ZM87 51H88V50H87ZM87 51H86V52H87ZM144 51H143V52H144ZM177 51H176V52H177ZM189 51H190V54H192V53L195 54V53H196V49L192 51V50H191V47H190V49L186 52V54H188ZM204 51H205V50H204ZM255 51H256V50H255ZM118 52H119V53H118ZM124 52H125V53H124ZM174 52H175V51H174ZM200 52H201V51H200ZM209 52H210V51H209ZM0 53H1V52H0ZM57 53H59V52H57ZM205 53H206V52H205ZM215 53H216V54H219V53H217V52H215ZM239 53H240V51L238 52V54H239ZM260 53H261V52H260ZM60 54H61V52H60ZM60 54H58V55L61 56ZM105 54H106V53L104 52V55H103L104 58H107V59H108L109 57H111V56H109L108 54H106V55H105ZM176 54H178V53H176ZM199 54H201V53L198 52V56H199ZM85 55H86V54H84L83 52H81V53H78V54L76 53V55L73 56V58L70 57V58H72V60L69 59V61L71 60L70 63L67 64V66L65 65V66H66V67H64V70H65V71H63L62 68H61L62 75H61V76H59V75H58V76L53 75V78H54V76H55V77H57L56 79H58V78L62 77L63 75L65 76V74L67 73L68 76H66V77H69V78H66V79L64 78V79H65V81H66V80H67V81L69 80L68 82L66 81V82L68 83V87L71 88V86H72V87L77 86V87H74L76 90H77V89H81V88H82V85H80V84H81L83 81H82V82L80 81V83L78 82V84L80 85V87H78V84H77V85L74 84V83H77V82H74V81L76 80V76H75V80H72V79L70 78V75H71L70 73L73 72V74L71 75V76H73V75H74V69H75V67H78V68L81 67L80 65L82 64V63H81L82 60L80 61L79 59H81V58H83V57L86 58L87 56H85ZM91 55H92V56H90V55L88 54V56H90V57L93 58L94 55H93V54H91ZM107 55H108L109 57H108ZM143 55H144V54H143ZM153 55H154V54H153ZM165 55H164V56H165ZM196 55H197V53H196ZM224 55H226V54H224ZM256 55H257V54H256ZM105 56H107V57H105ZM114 56H113V57H114ZM147 56L150 57V56H149V53L147 54ZM147 56H146V57H147ZM200 56H202V54H201ZM208 56H209V57H207L206 59H208V58L211 59V60L208 59V61H209L208 64L210 65V64L212 63V58H213V57L210 58V55H208ZM211 56H214V55L211 53ZM215 56H216V57H215ZM215 56H214V58H216V59L213 58V62H214V60H215V63H214V65L212 64L214 68H216L215 66H217V65H216V64H217V63H216L217 59L219 60V57L217 58V55H215ZM219 56H220V54H219ZM238 56H239V55H238ZM246 56H245V57H246ZM116 57H117V56H116ZM143 57H144V56H143ZM148 57H147V58H148ZM202 57H203V56H202ZM220 57H221V56H220ZM224 57H225V56H224ZM224 57L222 56V58H223L224 60H226ZM227 57H228V56H227ZM230 57H231V56H229V58H230ZM245 57H244V58H245ZM251 57H252V56H251ZM92 58H91V59H92ZM147 58H146V60H148ZM157 58H159V57H157ZM203 58L205 59V57H203ZM229 58H227V60H229ZM233 58H234V57H232L231 59H233ZM254 58H255V57H252V59H254ZM256 58H258V57L256 56ZM86 59H87V58H86ZM86 59L83 58V61L86 60ZM89 59H90V58H89ZM89 59H88V60H89ZM95 59H96V57H95ZM95 59H92V60L94 61ZM115 59L117 60V58H115ZM131 59H132V58H131ZM143 59H144V58H143ZM160 59H161V58H160ZM162 59H164V58H162ZM189 59H190V57H189V55H188V60H189ZM204 59H203V60H204ZM245 59H246V60H245V61H246L245 63H246V65H248L247 60H249V59H248L247 57H246ZM258 59H259V58H258ZM92 60H91V61L89 60V62L91 63ZM138 60H139V58H138ZM149 60H151V59H149ZM158 60H159V59H158ZM172 60H174V59H172ZM177 60H178V59H177ZM181 60H182V59H181ZM199 60H200V58H199ZM199 60H197V64H195V61H194V62H189V61L186 62V61H185V63H184L185 65H184V66L182 65L184 71H185V68H184V67H186V66H187V67L190 66L191 63H192V65L195 64V65H198L197 67H199V64H198V63H200ZM95 61H96V60H95ZM100 61H101V60H100ZM167 61H168V65H165V64H167V63H165V60H164V63H165V64L163 63V65H165V67H166V66H168V67H170V66H172V67L175 66V65H170V66H169V63L172 62V61H170V59L167 60ZM175 61H176V59H175ZM85 62L88 63L87 60L84 61V63H85ZM96 62L98 63L99 60H97ZM96 62H93V63H91V64L94 65V63H95V66H96V65H97ZM132 62H133V61L130 60L128 64H130V63H132ZM176 62H177V61H176ZM176 62L173 61V64H176ZM179 62H180V61H179ZM179 62H178V63H179ZM223 62H225V61H223ZM233 62H234V60H233ZM237 62H238V61H236V65L239 66V65H240V62H238V63H237ZM78 63H79V64L81 63V64L78 66V65H77ZM87 63H85V64L88 66L89 64H87ZM134 63H135V62H134ZM151 63H152V62H151ZM178 63H177V64H178ZM187 63H189V64H187ZM231 63H232V61H231ZM234 63H235V62H234ZM234 63H233V65H234ZM243 63H244V62H243ZM126 64H127V63H126ZM126 64H125V65H126ZM128 64H127V65H128ZM144 64H145V63H144ZM159 64H160V63H159ZM182 64H183V63H182ZM186 64H187V65H186ZM204 64H205V63H204ZM228 64H230V63H228ZM228 64H227V61H226V66H228ZM258 64H260V62H259ZM76 65H77V66H76ZM83 65H84V64H82V66H83ZM103 65H105V64H103ZM121 65H123V64H121ZM127 65H126V66H127ZM195 65H194V66H195ZM209 65H208V66H209ZM236 65H234V66H236ZM241 65H242V64H241ZM243 65H244V64H243ZM243 65H242V68L244 69L245 67H243ZM256 65H257V64H256ZM84 66H85V65H84ZM97 66H98V65H97ZM130 66H132V65H130ZM202 66H203V65H202ZM206 66H207V65H206ZM206 66H205V67H206ZM208 66H207V67H208ZM210 66H211V65H210ZM210 66L208 67L209 69H210ZM230 66H231V64H230ZM244 66H245V65H244ZM85 67H86V66H85ZM89 67H90V66H89ZM99 67H101V65H100ZM106 67H108V69L110 68L109 66H106ZM112 67H113V66H111V68H112ZM116 67L118 68V66H116ZM116 67H115V70H114L113 68H112V70L117 71V68H116ZM119 67L121 68V66H119ZM123 67H124V66H123ZM136 67H137V66H136ZM160 67H161V66H160ZM187 67H186V68H187ZM213 67H211V69H213ZM232 67H233V66H232ZM232 67H231V68H232ZM91 68H92V67H91ZM94 68H96V67H94ZM97 68H98V67H97ZM97 68H96V70H97ZM111 68H110V70H108V69H107V70L111 72ZM124 68H125V67H124ZM166 68H167V67H166ZM190 68H192V67H190ZM224 68H227V67H224ZM228 68H229V67H228ZM231 68H230V69H231ZM81 69H82V67H81ZM92 69H93V68H92ZM92 69H91V70H92ZM121 69H123V68H121ZM121 69H120V70H121ZM125 69H126V68H125ZM125 69H124V70H125ZM129 69H130V68H129ZM131 69L133 70L132 67H131ZM174 69H175V67H174ZM197 69H200V68H197ZM230 69H226V72H227V70L230 71ZM232 69H234L235 71L232 70ZM232 69H231V71L228 72V73H230V74H231V73H237L236 70H238V74L240 73L239 68H237V69L232 68ZM39 70H41V69H39ZM91 70H89V71L84 70V72H83V71H82V72H83L84 74H87V72L91 73ZM132 70H127V71H132ZM139 70H140V69H139ZM79 71H80V70H79ZM125 71H126V70H125ZM125 71H124V72H125ZM142 71H143V70H142ZM176 71H177V70H175V71H173V72H176ZM233 71H234V72H233ZM85 72H86V73H85ZM92 72H97V71H95V70L93 69ZM103 72L106 73L105 70H104ZM145 72H146L145 75L148 76L149 74L147 73V71H145ZM171 72H172V71H171ZM212 72H213V71H212ZM226 72H225V73H226ZM257 72H258V71H257ZM257 72H255V73H257ZM58 73L61 74L60 71H58ZM58 73H57V74H58ZM63 73H64V74H63ZM79 73L81 74V72H79ZM79 73H76V74H79ZM164 73H165V72H163V74H162L163 77H164V75L166 74V73H165V74H164ZM178 73L181 74V72L177 71V72H176L177 75H176V74H173V73L171 74L170 72H169V73L167 72V75L170 74V75H168V76H169V79L172 77L171 75H173V77L175 78V80L173 79V77H172L171 79H172L173 82H174V81H177L176 79H178V77L180 76ZM185 73H186V72H185ZM216 73H218V72H216ZM216 73H214V74H216ZM241 73H244L243 70L241 71ZM255 73H254V74H255ZM91 74H92V73H91ZM99 74H100V73H99ZM99 74H98V76H100V77L102 78V76L99 75ZM107 74H108V73H107ZM127 74H128V73H127ZM147 74H148V75H147ZM214 74L212 75L213 78H214ZM219 74H220L219 76L216 75V77H215L217 80H218V79H221L222 76H225L223 73H220V72H219ZM221 74H223V75H221ZM230 74H226V77H224L223 80H228L227 77H229L228 75H230ZM87 75H89V74H87ZM109 75H111V76H110L111 78H113V77L115 76V77H116V78H115V81L117 80V76H116L115 74H109ZM113 75H114V76H113ZM137 75H138V74H137ZM162 75H161V76H162ZM167 75H165V78L168 77ZM174 75H176V76H174ZM178 75H179V76H178ZM255 75H256V74H255ZM64 76H63V77H64ZM139 76L141 77L142 75H139ZM139 76H135V78H137V77H139ZM151 76H154V75H151ZM166 76H167V77H166ZM177 76H178V77H177ZM210 76H211V75H210ZM220 76H221V77H220ZM244 76H245V75H244ZM257 76H258V75H257ZM79 77H80V76H79ZM79 77H78V78H79ZM140 77H139V79H141ZM144 77H145V76H144ZM149 77H150V76H149ZM149 77H148V78L146 77L147 80L143 82V83L148 82V84L146 83V84H145V87H143V88L140 87V88H138V89L133 88V87H132L133 85L130 86V84H128V83H129L128 81L123 80V83H124V81H125L126 84H127V86L129 85V87L132 88V90H133V89H136V91L134 90V92H131L132 90H130V91H129V90H126L127 93H126V92H125V93L127 94L128 97H129V95H130V97H131L130 100L133 101V103H135V104L137 103V106H138V107H139L142 103H143L144 105L147 103V105H148V104L150 103V101H151V102L154 101V100H151V99H152L154 96H155V98H156L157 95H158V97L162 95V93H163V91H164V89H165V87H166V83L171 84L170 82H166V81H164L165 78H163V77H161L160 79H158L159 77L156 78L157 80H155V81H159V80H160L158 83H154V82H153L154 80L151 81V79H153V77H151V79H150ZM156 77H157V76H156ZM208 77H209V76H208ZM208 77H207V78H208ZM217 77H218V78H217ZM51 78H52V77H51ZM72 78H74V77H72ZM80 78H81V77H80ZM88 78H89V77H88ZM104 78H105V77H104ZM146 78H145V79H146ZM225 78H227V79H225ZM229 78H230V77H229ZM242 78H243V77H242ZM244 78H245V77H244ZM260 78H262V77H260V75H259V76H258V79H260ZM263 78H264V77H263ZM263 78H262V79H263ZM60 79H61V78H60ZM60 79H59V82L61 81ZM64 79H63V80H64ZM113 79H114V78H113ZM161 79H163V80H161ZM167 79H168V78H167ZM169 79H168V80H169ZM211 79H212V78H211ZM256 79H257V77H256ZM78 80H80V79H78ZM78 80H77V81H78ZM84 80H85V79H84ZM105 80H106V79H105ZM149 80H150V82H149ZM165 80H166V79H165ZM168 80H167V81H168ZM207 80H208V79H207ZM214 80H215V79H214ZM214 80L212 79L211 81H214ZM230 80H231V78L228 80L229 83H230ZM248 80H249V79H247V81H248ZM260 80H261V79H260ZM65 81H64V84H67V83H65ZM115 81L112 80V83H113V82L115 83ZM170 81H171V80H170ZM215 81H216V80H215ZM215 81H214V82H215ZM221 81H222V79H221ZM257 81H258V80H257ZM54 82H55V80H54ZM59 82H58V83H59ZM85 82H86V81H85ZM119 82H120V81H119ZM127 82H128V83H127ZM139 82H140V81H139ZM171 82H172V81H171ZM177 82H181V81L179 80V81H177ZM209 82H210V80H209ZM209 82H207V83H209ZM214 82H213V83H214ZM223 82H224V81H222V82L219 81V83H218V82H217V83H218L219 85L222 86V84H224ZM248 82H249V81H248ZM56 83H57V81H56ZM112 83H111V84H112ZM114 83H113V84H114ZM140 83H141V82H140ZM143 83H141V84H143ZM175 83H176V82H174V84H175ZM213 83H212V85H213ZM220 83H222V84H220ZM242 83H243V82H242ZM244 83H245V79H244ZM250 83L252 84L253 82L250 81L248 84L250 85ZM260 83H261V82H260ZM82 84H83V83H82ZM124 84H125V83H124ZM126 84H125V85H126ZM131 84H134V82L131 83ZM225 84H226V82H225ZM245 84H246V83H245ZM263 84H264V83H263ZM263 84H262L261 86H263ZM83 85H84V84H83ZM114 85H115V84H114ZM143 85H144V84H143ZM172 85H173V84H172ZM207 85H208V84H207ZM219 85L217 86V89L219 88V90H220V88H221V90H223V91L226 90V88H225L224 86L221 87V86H219ZM233 85H234V84H233ZM233 85H232V87L230 86V87L232 88V90L237 89V88H235L236 86H235V85L233 86ZM121 86H122V85H121ZM175 86H176V85H175ZM177 86L179 87V84H177ZM177 86H176V87H177ZM215 86H216V85H215ZM253 86H254V87L252 88V86H251L250 89L256 90V89H255V85H253ZM109 87H110V86H109ZM111 87L113 88V85H112ZM111 87H110V88H111ZM122 87H123V86H122ZM124 87H125V86H124ZM124 87H123V89H124ZM178 87H177V88H178ZM256 87H257L256 94H255V96H254L253 98H247V97H244V99H243L242 96H240V98H242L243 100L240 99V103H239V104H238V103H237V104H233V103H236V102L233 100V103H232L231 105L225 103V104H227V105H222L223 108L220 107L219 110H218V112L216 111L217 113H219V111L221 110V111H220V112H222V113H221V116H223V114H224L222 122H220L219 117H218V114L215 113V110H214V112H213V111L209 112L210 109H209V108H208V109L206 108V106H207V104H206L207 102H206V101H207L210 97H213L214 95H212V94L209 93V95L207 96V94H206V95H205V99L202 100V99H201L202 97H201V98L199 97V96H201V92H200V93H197V95L200 94V95L198 96L199 98L197 97V99H199V100L201 99V101H203V103L205 104V108H206L207 110L205 109L204 113H202V112H203L202 110L204 109V106H203V108H202V107L200 106L201 104H200L199 106H195V107H197V108L199 107V109H200V107H201V109H200V110H201V113H202L203 116H205V117H206L205 112H206V113L209 112L208 114L211 115V116L209 117V118H210V120H209L210 123H209L208 125H206V126H203V125H200V124H199L200 122H201V124H202V123H203L202 121L199 122V121H197V120H194V121L198 122V123H194V122H192V120H190V122H192V124H191V123H190V124H187V121H188L187 118H188V117H185V116H184L187 112L184 110L186 113H185L184 115L180 116V118H179L178 120H180L181 117H183V116H184V118H182V119L180 120V123H179L178 120H177L178 122L176 121V123H175L176 125H177L178 123H179V125H181V123L183 124V121H182V120H184V119L187 120V121H185L186 124H185L183 127H180V126L178 127V126L172 124V125H174V126H173L174 128L176 127L175 129H174L173 127H172L173 129H169V127L171 128V126H169V125H166V127L168 126V127H167L168 129H166L165 125H162L163 127H165V128H162V129H163V130L165 129V131L162 130L163 132H161V133L158 134V135H155L156 138L153 136V133L150 134V135H152L153 138H152L151 136L149 137L150 139L146 137L149 141H150V140L153 141V139H154V141L156 140V142L153 141V144L155 143V145H156V144L158 143V144H157V147H158V148L160 147V150H161V151L158 153V155H157L156 157L153 156L154 154L152 155L153 158L156 159L155 162H154V159H153V162L155 163L154 166H156V167H154V168L158 171V167H157V166L160 165V164H157V161H158L159 163H161L160 168H161V166H164V165L170 166V165H168V164H170L169 162H168V164H166V162L164 163V161L169 160L170 157H172V156L174 155V153H176V149H177V150L180 149V145H183V143L181 144V142H184V141H185V143H187V145H188V143L192 144V142L197 141L198 139H200L201 141H204L205 143L208 144V145H207L208 148H209V145H210V144H214V143H216V146H218V145H217V144L219 143L218 141L224 140L223 142H226V141L228 140L227 137L229 136L228 132L230 133V131H232L233 129H236V127H241V126L243 125L242 123H243L244 121H247V117H248V116H251L252 119H253V120H252V121H253V122H252V126H253V124L256 125V124L258 123L257 121L264 120V86L260 88L259 85H258V86L256 85ZM110 88H108V89H110ZM222 88H223V89H222ZM57 89H58V88H57ZM64 89H66V87H65ZM114 89L116 90L117 88H114ZM118 89H119V90H116V91H115V90H110V92L113 91V92H114V96H115V93H117V95L120 97V95H121L120 93H122L123 91H125V89L122 90V89H120L119 87H118ZM179 89H180V87H179ZM179 89H178V90H179ZM120 90H121V91H120ZM160 90H161V92H160ZM175 90H176V89H175ZM221 90H220V91H221ZM228 90H229V89H228ZM62 91H63V90H62ZM70 91H71V89H70ZM72 91H73V90H72ZM77 91H79V90H77ZM118 91H119L120 93H118ZM158 91H159V92H158ZM170 91H171V90H170ZM170 91L168 90V92H170ZM183 91H184V90L182 89L181 92H183ZM187 91H189V90H186V89H185L184 94H187V93H189V94L191 93V94H192V92H187ZM212 91H214V90H211L210 92H212ZM235 91H236V90H235ZM237 91H238V89H237ZM237 91H236V93H241V92H239V91L237 92ZM73 92H74V91H73ZM96 92H97V91H96ZM113 92H112V93H113ZM128 92H129V95H128ZM156 92H157L158 94H157ZM166 92H167V91H166ZM168 92H167V93H168ZM171 92L174 93L175 91H171ZM171 92L169 93V95L171 94ZM178 92H179V91H178ZM181 92H180V93H181ZM208 92H209V91H207L206 93H208ZM221 92H222V91H221ZM227 92H229V91H227ZM60 93H61V92H60ZM60 93H59V95H60ZM91 93H92V92H91ZM125 93H122V95L124 96ZM153 93H154V95H153ZM155 93H156L157 95H156ZM173 93H172V95H171V96H172L171 100H174V98H176L177 96H179L178 94H177V95L174 94V97H173ZM176 93H177V92H176ZM180 93H179V94H180ZM215 93H217V91H214L213 94H215ZM225 93H226V91H225ZM233 93H234V91H233ZM39 94H40V93H39ZM66 94H67V92H66ZM182 94H183V93H182ZM194 94H195V93H194ZM241 94H242V93H241ZM245 94H246V93H245ZM122 95H121L120 99H119V98H116L117 96H115V97L113 96V97L115 98V100H118V99H119V100H122V99H123L122 101H125L124 99L127 98V97L124 96L125 98H122ZM169 95H168V96H169ZM247 95H248V94H247ZM249 95H250V94H249ZM63 96H65V94H64ZM63 96H62V99L65 98V97H63ZM163 96H164V94H163ZM180 96H181V94H180ZM202 96H203V95H202ZM206 96H207V98H206ZM215 96H216V95H215ZM35 97H36V96H35ZM66 97H69V96L66 95ZM150 97H151V99H150ZM101 98H102V97H101ZM121 98H122V99H121ZM177 98H178V97H177ZM215 98L217 99L218 97H215ZM220 98H221V97H220ZM127 99H128V100H126V101L130 102V101H129V98H127ZM132 99H133V100H132ZM190 99H191V98H190ZM190 99H189V100H190ZM195 99H196V98H195ZM206 99H207V100H206ZM221 99H222V98H221ZM237 99L239 100L238 97H237ZM185 100L187 101L188 99H185ZM189 100H188V101H189ZM204 100H205V101H204ZM224 100H225V99H224ZM238 100H237V101H238ZM241 100H242V101H241ZM82 101H83V100H82ZM148 101H149V102H148ZM180 101L182 102V100H180ZM193 101H194V100H193ZM209 101H211V100H209ZM216 101H217V100H216ZM60 102H66V101H65V100H64V101H61V100H60ZM114 102H115V101H114ZM173 102H177V101L175 100V101H173ZM178 102H179V101H178ZM181 102H180V103H181ZM190 102H191V101H190ZM190 102H189V103H190ZM205 102H206V103H205ZM226 102H227V101H226ZM123 103H124V102H123ZM131 103H132V102H131ZM140 103H141V104H140ZM153 103H156V102L154 101ZM192 103H193V102H192ZM129 104H130V103H129ZM135 104H134V105L130 104V105L135 106ZM138 104H139V105H138ZM150 104H151V103H150ZM171 104H172V103H171ZM175 104H176V103H175ZM219 104H220V102H217V105H219ZM144 105H143V106H144ZM172 105H173V104H172ZM194 105H195V101H194ZM215 105H216V104H215ZM61 106H62V105H61ZM137 106H136V107H137ZM145 106H146V105H145ZM154 106H155V104H154ZM220 106H221V104H220ZM138 107L136 108L135 111H137ZM141 107H142V106H141ZM207 107H208V106H207ZM217 107H219V106H217ZM29 108H30V107H29ZM62 108H63V107H62ZM98 108H101V107H98ZM134 108H135V107H134ZM144 108H145V107H144ZM146 108H147V107H146ZM146 108H145V109H146ZM184 108H185V107H184ZM193 108H194V107H193ZM193 108H191V112H192L193 115H194L195 113L193 112V111H194ZM197 108H195V110H196ZM109 109H110V107H109ZM168 109H169V108H168ZM176 109H177V108H176ZM199 109H197L198 112H199ZM103 110H104V109H103ZM140 110H141V109H140ZM186 110L189 111L190 108H187ZM192 110H193V111H192ZM197 110H196V111H197ZM141 111H142V110H141ZM181 111H183V109H182V110L179 109V112H181ZM184 111H183V112H184ZM94 112H95V111H94ZM145 112H148V111H145ZM145 112H144V114H145ZM154 112H155V111H154ZM154 112H153V114L151 115L152 117H153V115H154ZM212 112L214 113V115H212V114H213ZM95 113H96V112H95ZM104 113H105V112H104ZM137 113H140V112L137 111ZM142 113H143V112H142ZM151 113H152V112H151ZM189 113H190V112H189ZM189 113H188L189 117H190V116L192 117V114L190 115ZM57 114H59V113H57ZM73 114H74V113H73ZM76 115H77V114H75V120L77 119ZM81 115H82V114H81ZM81 115L78 116V119H79L80 117H82ZM100 115L103 116V114H100ZM56 116H57V115H56ZM56 116H55V118H54V117H53V118L56 119ZM86 116H88V120H89V119H90L89 115H86ZM86 116H85V117H86ZM94 116H95V115H94ZM94 116H93V117H94ZM134 116H136V114H134ZM145 116H146V114H145ZM148 116H150V115H148ZM219 116H220V115H219ZM221 116H220V118H221ZM36 117H37V116H36ZM72 117H73V116H72ZM85 117H84V118H85ZM95 117H96V116H95ZM137 117H138V116H137ZM154 117H155V115H154ZM164 117H165V116H164ZM44 118H45V117H44ZM51 118H52V117H51ZM84 118L82 117V120H83ZM86 118H87V117H86ZM86 118H85V119H86ZM139 118H140V117H138V120H139ZM206 118H207V117H206ZM46 119H48V118H45V119H43V120H46ZM49 119H50V118H49ZM70 119H71V118H70ZM72 119H73V118H72ZM72 119L70 120V122L72 121ZM78 119H77V121H78ZM92 119H93V118H92ZM117 119H118V118H117ZM73 120H74V119H73ZM75 120H74L73 122H75ZM154 120H156V119L154 118ZM203 120L206 121V119H203ZM62 121H63V120H62ZM85 121H87V119L84 120V121H82V122L85 123ZM136 121H137V120H135V122H136ZM139 121H140V120H139ZM181 121H182V122H181ZM65 122H66V121H65ZM137 122H138V121H137ZM140 122H141V121H140ZM140 122H139V124H140V126H141L143 122H142V123H140ZM185 122H184V123H185ZM249 122L251 123V121H249ZM254 122H256V123H254ZM68 123H69V121H68ZM79 123L81 124V120L79 121ZM152 123H153V122H152ZM188 123H189V122H188ZM250 123H249V124H250ZM44 124H45V123H44ZM44 124H43V126H44V130H43V131H46V130H45V125H46V124H45V125H44ZM71 124H72V123H71ZM75 124H76V123H75ZM135 124H136V123H135ZM139 124H138V125H139ZM149 124H150V122H149ZM149 124H148V126H150ZM165 124H166V123H165ZM240 124H241V125H240ZM249 124H248V126H249ZM258 124H260V123H258ZM22 125H23V124H22ZM109 125H110V123H109ZM239 125H240V126H239ZM24 126H25V124H24ZM26 126H27V125H26ZM148 126L146 125V126H143V127H147V128L150 130V127H148ZM152 126H153V124H152ZM155 126H157V125H155ZM252 126H251V127H252ZM138 127H139V126H138ZM138 127H137V128H138ZM160 127H161V126H160ZM160 127H159V128H160ZM177 127H178V129H177ZM135 128H136V127H135ZM135 128H134V129H135ZM147 128H144V129L146 130ZM151 128H153V127H151ZM155 128H157V129L159 130L158 127H155ZM242 128H243V127H242ZM249 128H250V126L248 127V130H249ZM261 128H262V127H261ZM47 129H48V128H47ZM59 129H60V128H59ZM72 129H73V128H72ZM140 129H141V128H140ZM140 129H138V130L140 131ZM142 129H143V128H142ZM144 129H143V130H144ZM148 129H147L146 131H149ZM157 129H156L155 131H157ZM251 129H252V128H251ZM254 129H256V128H254V126H253V132H257V135H256V136H258V134H259L258 132H260V131H259L260 129H256V131H254ZM88 130H89V129H88ZM121 130H122V129H121ZM130 130H132V129H130ZM143 130H142V131H143ZM153 130H154V129H153ZM160 130H161V129H160ZM166 130H167V131H166ZM239 130H240V129H239ZM239 130H238V131H239ZM257 130H258V131H257ZM73 131H74V130H73ZM79 131H81V130H79ZM122 131H123V130H122ZM133 131H134V130H133ZM155 131H153V132H155ZM70 132H71V131H70ZM136 132H137V130L134 132L135 135H139L138 132H137V134H136ZM140 132H141V131H140ZM144 132H145V131H144ZM36 133H37V132L35 131L34 134H36ZM142 133H143V132H142ZM142 133H140L141 136H143ZM188 133H189V134L192 133V134L189 135ZM234 133H235L236 135H238V134H237V131L235 132V130H234L233 134H234ZM260 133H262V131H261ZM44 134H47V131H46V133H44ZM143 134H144V133H143ZM148 134H149V133H148ZM226 134H228V136H226ZM230 134H231V133H230ZM248 134H249V133H248ZM251 134H252V135H250V134H249V135H250V136H253L254 133H251ZM71 135H72V134H71ZM74 135H75V133H74ZM146 135H147V133H146ZM187 135H189V137H187ZM193 135H195V137H197L198 139L195 138V140L192 141V139H190V136H191V138L194 139V136H193ZM222 135H223V137L226 136V141H225V139H222V138H221ZM224 135H225V136H224ZM231 135H232V134H231ZM236 135H235V136H236ZM245 135H246V134H245ZM37 136H38V135H37ZM45 136H47V135H44V137H45ZM69 136H70V135L65 136V137H69ZM77 136H78V135H77ZM90 136H91V135H90ZM147 136H148V135H147ZM192 136H193V137H192ZM261 136L264 138L263 133H262V134H259L258 137H260V139L264 140ZM74 137L76 138V136H73V135H72V136H71V139H72V138L74 139ZM139 137H140V135H139ZM144 137H145V135L143 136V139H144ZM233 137H234V136H233ZM246 137L251 138V139L253 138V137H249V136H246ZM246 137L243 139V141H244V140H245V141L248 140V138H246ZM258 137H257V138H258ZM146 138H145V139H146ZM177 138H178V139H177ZM188 138H189V139H188ZM238 138H239V137H238ZM254 138H255V139H252V142H253V141H256V139H257L256 137H254ZM25 139H26V138H25ZM71 139H70V141L73 140V139H72V140H71ZM143 139H140V140H143ZM187 139H188L189 141H191V142H189ZM233 139H234V138H233ZM260 139H259V140L257 139V141H256V142H257V145L260 144V142H262V140L260 141ZM62 140H63V139H62ZM62 140H59V141H62ZM64 140H66V141H64ZM64 140H63V141L66 142V144L64 143V146L66 145V147H67V144L69 143V138H68V139H64ZM67 140H68V142H67ZM148 140H147V141H148ZM181 140H182V141H181ZM186 140H187V141H186ZM229 140H230V138H229ZM249 140H250V139H249ZM249 140H248V141H249ZM152 141H151V143H152ZM177 141H178V142H177ZM180 141H181V142H180ZM198 141H199V140H198ZM243 141H242L241 143H243ZM245 141H244V144L246 143L245 145H247L248 141H247V142H245ZM24 142H25V141H24ZM44 142L47 143L48 147H51V145L54 146V144H51V143H50V144H51V145H50V144H49V141H44ZM44 142H43L42 144H43V146L45 147L46 144H44ZM142 142H143V141H142ZM228 142H230V141H228ZM234 142H235V141H234ZM234 142L231 141L232 144H233ZM256 142H253V143L256 144ZM263 142H264V141H263ZM263 142H262V144H260V147L256 148V150L262 147ZM25 143H26V142H25ZM38 143H39V142H38ZM56 143H59V142H56ZM56 143H55V144H56ZM61 143H62V142H61ZM120 143L123 144L122 140H121ZM177 143H179V145H178ZM185 143H184V144H185ZM199 143H200V141H199ZM220 143H222V141H221ZM220 143H219V144H220ZM235 143H236V142H235ZM62 144H63V143H62ZM62 144L60 145V143H59L58 146L60 145V148H61ZM132 144H133V143H132ZM132 144H131V145H132ZM142 144H144V142H143ZM142 144H141V145H142ZM190 144H189V146H190ZM249 144H251V143H249ZM49 145H50V146H49ZM68 145H70L71 147H73L71 144H68ZM141 145H140V146H141ZM185 145H186V144H185ZM193 145H194V144H193ZM53 146H52V147H53ZM133 146H136V147H134V148L137 149L138 144H137V143H136V145L133 144ZM140 146H139V147H140ZM178 146H179V147H178ZM202 146H203V145H202ZM210 146H211V145H210ZM214 146H215V144H214ZM235 146H236V145H235ZM237 146H238V145H237ZM247 146H249V145H247ZM251 146H252V145H251ZM176 147H177V148H176ZM181 147H182V146H181ZM185 147H186V146H185ZM191 147H192V145H191ZM203 147H204V146H203ZM224 147H225V146H224ZM224 147H223V148H224ZM252 147H254V146H252ZM46 148H47V147H46ZM53 148H54V147H53ZM56 148H57V146H56ZM58 148H59V147H58ZM134 148H133V150H135ZM141 148H142V147H141ZM143 148H144V147H143ZM147 148H150V147H147ZM154 148H156V147L154 146ZM158 148H157V149H158ZM182 148H184V147H182ZM189 148H190V147H189ZM200 148H201V147H200ZM206 148H207V147H206ZM208 148H207V149H208ZM213 148H214V147H211L209 150H212ZM235 148H236V147H235ZM237 148H239V146H238ZM237 148H236L235 152H236V151L238 152L239 150H241L240 152H243L242 149L239 148V149L237 150ZM246 148H247V147H246ZM246 148H245V149H246ZM138 149H139V148H138ZM207 149H206V150H207ZM221 149H222L221 147H220L219 149L216 148L215 151H213V152H216V153H212V154H211L212 157H210V155H207V154H209V153H211V152L207 153V151H206L207 154L204 153V152H198V154L200 153V154H199V157H198V156H197L198 158L195 157V163L197 164L196 167H198V168L203 167L204 169H206V168L208 169V167H209V168H210V167L212 168V166H214V165H213V163H211V162H212V160H214V158H216V157H215L216 155L213 156L214 154H217V156L219 157V159H220V158H223V160H224V159H227V158H224V156L226 157V156L228 155V157H232L231 155H233V154L235 153V152H233V153H228L230 150H232V146L230 145V143L226 144V147L224 148V150H223V149L221 150ZM249 149L251 150L252 148L250 147V148H248V150H247V149H246V150L250 152ZM261 149H262V148H261ZM142 150H144V149H142ZM216 150H217V151H216ZM243 150H244V149H243ZM157 151H159V149H158ZM157 151H155L154 153H157ZM183 151L185 152V154H184V152H182V156H183V157H180V156H181V154H180L179 158L174 159L175 162H177V161L179 160V161H182V162H185V163L188 162V161H189L188 163H191V164L194 163V162H190V160L194 158V157L192 158V154L189 153V151H187V152H188V155L191 154V157H190L191 159H190V158H188V157H185V156H186V153H187L186 150L183 149ZM202 151H204V150H202ZM247 151L244 150L245 153H246ZM258 151H259V150H257V151L254 150V151L251 152V154H253V152H254V155H255V153H256L255 157H257V155H258ZM134 152H135V151H134ZM134 152L131 151V154H137V153H134ZM217 152H218V153H217ZM237 152L235 153L236 155H237ZM139 153H140V152H139ZM141 153H142V152H141ZM145 153H147V152H145ZM177 153H180V151L177 152ZM202 153L206 154L207 156L205 155V157H204V155H203ZM238 153H239V152H238ZM47 154H48V155H51V154H49V153H47ZM142 154H143V153H142ZM196 154H197V153H196ZM198 154H197V155H198ZM201 154L203 155V158H202V159H201V157H202ZM230 154H231V155H230ZM243 154H244V153H243ZM246 154H247L248 156H246ZM246 154H245V155H242V156L240 155V158H237V159H235V160H238V159H239V160L241 161V159L243 160L244 156H245V157H251V156H252V155L249 156V153H246ZM48 155H46V156H48ZM123 155H124V154H123ZM145 155H146V154H145ZM145 155H143V156H144V157H147V155H146V156H145ZM150 155H151V154H150ZM171 155H172V156H171ZM176 155H179V154H176ZM184 155H185V156H184ZM52 156H54V155H52ZM120 156H121V155H120ZM124 156H125V155H124ZM193 156H194V155H193ZM122 157H123V156H122ZM122 157H121V159H122ZM132 157H133V156H132ZM144 157H142V158H144ZM174 157H175V156H174ZM218 157H217V158H218ZM241 157H242V158H241ZM252 157H253V156H252ZM123 158H124V157H123ZM133 158H134V159H133L132 161H137V162L139 161V162H140L141 157H140L139 159L137 158L138 160L135 159L136 157H133ZM151 158H152V157H151ZM151 158H150V160H151ZM172 158H173V157H172ZM199 158H200V159H199ZM258 158H260V157H258ZM258 158H257V159H258ZM189 159H190V160H189ZM196 159H198V161H197ZM246 159L248 160L249 158H246ZM260 159H261V158H260ZM52 160H54V159H52ZM174 160H172V163L174 162ZM176 160H177V161H176ZM221 160H222V159H221ZM223 160H222V161H223ZM231 160H232V159H229L228 161L226 160L224 163H228V162L231 161ZM244 160H245V159H244ZM244 160L241 161V162L244 163ZM247 160H245V162H246ZM124 161H125V158H124ZM196 161H197V162H196ZM214 161H215V160H214ZM214 161H213V162H214ZM222 161H221V162H222ZM255 161H257V160H255ZM46 162H48V161H46ZM46 162H45V163H46ZM55 162H56V161H55ZM139 162H138V164H139ZM182 162L180 163L181 165H182ZM216 162H217V161H216ZM219 162H220V160H219ZM235 162H236V161H234V163H233V162H232V163L230 162L231 164L229 163V165H231V166H232V165H235V164L237 165V163H238V165H239V162H237V163H235ZM241 162H240V166H242V165H241V164H242ZM258 162H261V161L259 160ZM49 163H50V162H49ZM135 163H136V162H135ZM142 163H143V162H142ZM163 163H164V164H163ZM188 163L185 165V167H188V166L190 165V164L188 165ZM209 163H211V164H209ZM123 164H124V163H123ZM156 164H157V165H156ZM162 164H163V165H162ZM254 164H255V163H254ZM257 164H258V163H257ZM116 165H117V164H116ZM121 165H122V163H121ZM132 165H134V164H132ZM174 165H175V164H174ZM177 165H178V164H176L174 167H176ZM192 165H193V164H192ZM204 165H209V166L205 167ZM210 165H211V166H210ZM220 165H221V164H220ZM222 165H224V168H225V169H223ZM222 165H221L222 169H223V170H227L226 172H228V170H231V169H232V168L229 169L228 165H225V164H222ZM114 166H115V165H114ZM140 166H141V165H139V167H140ZM183 166H184V163H183ZM193 166H195V165H193ZM215 166H217V164H215ZM215 166H214V167H215ZM143 167H144V166H143ZM177 167H179V165H178ZM181 167H182V166H181ZM196 167H195L194 169H196ZM214 167H213V169H214ZM242 167H244V166H242ZM160 168H159V169H160ZM191 168H192V167H191ZM203 168H202V169H203ZM233 168H235V167H233ZM255 168H256V167H255ZM255 168H254V169H255ZM180 169H181V168H180ZM194 169H193V170H194ZM204 169H203V170H204ZM213 169H212V170H213ZM236 169H237V168H236ZM236 169H233V170H235L234 172H237ZM257 169H258V168H256L255 171H258V172H259V170H257ZM156 170H154V171L156 172ZM161 170H163V168H162ZM189 170H190V168H189ZM215 170H216V169L213 170L214 173H217L218 171L215 172ZM223 170H222V171H223ZM115 171H116V167H115ZM173 171L176 172V171H178V170H173V166H172L171 172H173ZM185 171H186V170H185ZM195 171H196V170H195ZM197 171H199V170L197 169ZM200 171H201V170H200ZM207 171H208V170H207ZM213 171H211V173H212ZM149 172H150V171H149ZM162 172L164 173V171H162ZM166 172H167V171H166ZM166 172H165V173H166ZM169 172H170V170H169ZM169 172H168V173H169ZM179 172H180V170H179ZM179 172H177V173H179ZM120 173H122V172H120ZM133 173H135V175H136V174H137V175L140 174L139 172H137V170L134 171ZM144 173H145V172H144ZM156 173H157V172H156ZM158 173H160V172L158 171ZM177 173H173L171 176H169V177H167V178L169 179V178H171L172 176H175V174H177ZM183 173H185L186 175H184ZM183 173H181V172L179 173V174H180V178H181V177L184 178L185 176H188V178H190L191 176L194 175L193 173H195V172H194V171H192V173L190 172V173L192 174L191 176L187 175V174H188L187 172H184V171H183ZM190 173H189V174H190ZM197 173H198V175L200 174L199 172H197ZM214 173H213V174H214ZM222 173H223V172H222ZM231 173H232V170H231ZM244 173H245V172H244ZM253 173H254V171H253ZM87 174H88V173H87ZM141 174H143V171H142ZM141 174H140V176H141ZM146 174H148V172H146ZM166 174H167V173H166ZM217 174H219V172H218ZM256 174H257V173H256ZM137 175H136V176H137ZM167 175H168V174H167ZM167 175H166V176H167ZM181 175H182V176H181ZM183 175H184V176H183ZM195 175H196V173H195ZM220 175H221V174H220ZM223 175H224V178H225V177H227V176L229 175V173H228V175H227V174L225 175V174L223 173ZM237 175H238V173H237ZM254 175H255V174H254ZM133 176H134V174H133ZM202 176H205V177H202ZM202 176H201L202 178H205L204 181H203V180H200L201 177H200L199 179H197V181H195V179L191 177L192 179H194V181H193V180L190 181V185H189L190 190L194 191V190H198V188L201 190L202 187H203V189H204V188H205L204 186H206L207 184H209V183H211V182H212V183H211V187H214V188H215V187H217L219 184L221 185V183L223 184V182H224V178H223V181H222V179H219V180L221 181V182H220V181H218V178H217V179L212 178V177H211L212 175H211L210 173H209V174H206V175H202ZM232 176H235V177H236L235 174H234V175H231L230 177H232ZM137 177H138V176H137ZM142 177H144V175H142ZM147 177H148V176H147ZM147 177H146V175H145V178H147ZM163 177H164V176H163ZM163 177H161V178H163ZM176 177H178L177 179L180 180L179 176H176ZM193 177H194V176H193ZM248 177H249V176H248ZM250 177L253 178V175H251ZM250 177H249V178H250ZM44 178H45V177H43V179H44ZM167 178H166V179H167ZM186 178H187V177H185L184 180H185ZM191 178H190V179H191ZM210 178H211V179H214L213 181H215L216 184H217V181L220 182V183L216 185L215 182H214V185H216V186H214V185H212V184H213V181H210ZM38 179L40 180V178H38ZM92 179H93V178H92ZM166 179H165V180H166ZM172 179H173V178H172ZM172 179H169V180H170V181H173L174 179H173V180H172ZM238 179H240V176L238 177ZM95 180H96V178H95ZM134 180H135V179H133V180L131 179V180L129 181L130 184L132 183V184L134 185L135 183H138V182L141 181V180H138V181L134 182ZM142 180H143V179H142ZM163 180H164V178H163ZM163 180H162V181H163ZM186 180H187V179H186ZM230 180H231V182H230V181H226V182L224 183V186L221 185L220 190L225 189L226 186H227V188H228V187L230 188V187H232V186L234 187V185L229 186V184H232V179H230ZM233 180H235V179H233ZM240 180H241V179H240ZM36 181H37V179H36ZM44 181H45V180H44ZM64 181H65V180H64ZM131 181H133V182H131ZM175 181H176V183H177L178 180L175 179ZM199 181H200V182H199ZM201 181H203V182H201ZM248 181H249V180H248ZM142 182H143V181H141V183H142ZM144 182H145V181H144ZM165 182H166V181H164L163 183H164V185H166V187H167V184H168V183L165 184ZM180 182H182V181H180ZM196 182H198V183H196ZM141 183H140V184H141ZM145 183H147V182H145ZM149 183H150V181H149ZM149 183L146 184V185H147V186H150L151 183H150V185H149ZM163 183L161 182L162 185H163ZM188 183H189V182H188ZM188 183L186 182V184H188ZM228 183H229V184H228ZM249 183H250V181H249ZM10 184H11V183H10ZM10 184H8V185H10ZM38 184H40V183H38ZM41 184H42V183H41ZM128 184H129V183H128ZM132 184H131V185H132ZM138 184H139V183H138ZM143 184H144V183H142V186L145 187ZM161 184H159V185H161ZM186 184H185V185H186ZM227 184H228V185H227ZM90 185H91V184H90ZM121 185H122V183H121ZM135 185H136V184H135ZM162 185H161V186H162ZM169 185H170V183H169ZM209 185H210V184H209ZM225 185H226V186H225ZM45 186H46V185H45ZM69 186H71V185H69ZM93 186H96V184L93 185ZM128 186H129V185H128ZM187 186H188V185H187ZM207 186H208V185H207ZM33 187H34V186H33ZM42 187H43V185H42ZM52 187H54V185H53ZM106 187H108V186H106ZM129 187H130V186H129ZM143 187H142V188H143ZM168 187H169V186H168ZM222 187H224V188H222ZM233 187H232V189H233ZM5 188H6V187H5ZM5 188H4V189H5ZM69 188H70V187H69ZM134 188H135V187H134ZM140 188H141V186H140ZM145 188H146V187H145ZM152 188H156V189H158L157 186H156V187H155V186H154V187L152 186L150 189H152ZM160 188H161V187H160ZM160 188H159V190H160ZM163 188H165V187H163ZM189 188L186 187L187 191L185 190L184 193L189 192V191H190V190H188ZM234 188H235V187H234ZM239 188H240V185H239ZM18 189H19V191H23V190H24L22 187H19ZM130 189H131V187H130ZM147 189H148V188L144 189V191H145L144 194H143V192H141L143 195L140 196V197H144V198L146 197V196H145V195H146L145 193H146V192L148 193ZM156 189H155V190H156ZM184 189H185V188H184ZM203 189H202V191H203ZM6 190H7V189H6ZM8 190H9V191L6 192V191H3V189H2L3 193H6V194H3L2 191H0V192H1V195H2V194L4 195V198H6L7 195H8V197H10L9 194H10V190H11V188L8 187ZM88 190H89V189H88ZM112 190H113V188H112ZM131 190H132V189H131ZM138 190H139V189H138ZM200 190L197 192L198 194L202 193ZM218 190H219V187H218ZM243 190H244V189H243ZM263 190H264V189H263ZM25 191H27V190H25ZM163 191H164V192L166 191L165 193H167L168 190L166 189V190H163ZM192 191H191V194H193L194 192H196V191H194V192L192 193ZM230 191H231V190H230ZM240 191H241V190H240ZM251 191H252V190H251ZM27 192H28V191H27ZM91 192H92V190H91ZM93 192H94V191H93ZM93 192H92V193H93ZM121 192H122V191H121ZM123 192H124V191H123ZM123 192H122V195H124ZM164 192H163V193H164ZM199 192H200V193H199ZM228 192H229V191H228ZM233 192H234V191H233ZM8 193H9V194H8ZM99 193H100V191H99ZM117 193H118V192H117ZM117 193L114 194V195H117ZM127 193H128V192H127ZM157 193H158V192L155 191V194H154V192H153L152 195H154V196H156V195L159 196V194L161 195V193H162V189L159 191L158 194H157ZM203 193H204V192H203ZM206 193H207V192H206ZM206 193H205V194H206ZM216 193H217V192H215V193L212 194L213 199H214V202H215V200H216L217 203H219V204H218L219 207L222 205L223 209L220 210V211L213 212V214H214V217H217V218H218V220H221L222 222H224V223H223V226H224V224H226V223H225L226 221H228L229 219L231 220V219L233 218L232 216L235 214V207H236V205H237V207H238L240 204H239V201H236V200L234 199L235 202H238V204H237V203H234V206H232V201H231L230 199H228V198H226L225 200H222V201L220 200V202H218V201H219V197H221V196L218 197V196L216 195ZM27 194H28V193H27ZM119 194H120V193H119ZM125 194H126V191H125ZM173 194H174V193H173ZM188 194H189V193H187V195H182V197H183V196H189ZM191 194H190V196H191ZM205 194H204V195H205ZM224 194H226V192H224ZM245 194H246V193H245ZM3 195H2V196H3ZM94 195H95V194H94ZM132 195H133V194H132ZM140 195H141V194H140ZM148 195H150V194H148ZM148 195H147V196H148ZM152 195H150V196H148V197H146V198H150V200H151V196H152ZM207 195H208V194H207ZM221 195H222V194H221ZM228 195H229V194H228ZM253 195H254V194H253ZM16 196H17V195H16ZM27 196H29V195H27ZM36 196H37V195H36ZM90 196H91V195H90ZM117 196H118V195H117ZM117 196H116V197H117ZM120 196H121V194H120ZM157 196H156V197H157ZM194 196H195V195H194ZM194 196H193V197H194ZM0 197H1V196H0ZM8 197H7V198H8ZM126 197H128V196H126ZM133 197H134V195H133ZM156 197H155V198H156ZM167 197H169V196H167ZM178 197H179V196H178ZM208 197H209V195H208ZM210 197H211V195H210ZM240 197H241V196H240ZM247 197H248V196H247ZM256 197H257V196H256ZM4 198H3V200H4ZM26 198H27V197H26ZM26 198H23V197H22V198H19V199H23V200H24V199H26ZM37 198H38V197H37ZM129 198L131 199V197H129ZM144 198H141V199H144ZM211 198H212V197H211ZM211 198H210V199H211ZM8 199L12 200V199H14V198L11 197V198H8ZM41 199H42V198H41ZM84 199H85V198H84ZM114 199H115V197H114ZM134 199L136 200V197H134V198H133V201H131V202H135V203H134V204H135V207H137V206L139 205V203H140V206H139L140 208H137V209L139 210L138 212H141V211H140L141 209L144 210V211H142V213H141V216H142V214H144V212L146 211V210H145V208H146V204L143 203L142 206H141L142 201L140 202V201L137 199L138 202H139V203H138L137 200L135 201ZM0 200H1V198H0ZM14 200H15V199H14ZM30 200H31V199H30ZM30 200H29V201H30ZM152 200H153V197H152ZM159 200H161V198H160ZM159 200H158V202H159ZM169 200H170V202H171V201H172V198H171V199L169 198ZM169 200L166 202L167 204H170V203H168ZM232 200H233V199H232ZM251 200H252V199H251ZM1 201H2V200H1ZM20 201H21V200H20ZM161 201H162V203H161V202H160V203H161V205L164 207V206L166 205V203L164 202V200H161ZM177 201H178V199H177ZM177 201H175L174 203H176ZM188 201H189V200H188ZM210 201H211V200H210ZM212 201H213V200H212ZM2 202H3V201H2ZM6 202H7V200L4 202V206H5ZM11 202H13V201H11ZM27 202H28V201H27ZM163 202H164V203H163ZM172 202H173V201H172ZM8 203L11 204L10 202H8ZM13 203H14V202H13ZM15 203H16V201H15ZM18 203H19V202H18ZM88 203H89V202H88ZM136 203H137V205H136ZM174 203H173V205L175 206ZM178 203H179V202H178ZM178 203H177V204H178ZM189 203H190V201H189ZM204 203H206V205H208L207 202H204ZM208 203H209V202H208ZM210 203H211V202H210ZM217 203H216V205H217ZM1 204H2V203L0 202V205H1ZM28 204H29V202H28ZM72 204H73V203H72ZM74 204H75V203H74ZM81 204H82V203H81ZM144 204H145V207L143 206ZM193 204H194V203H193ZM29 205H30V207H31V204H29ZM93 205H94V204H93ZM116 205H117V204H116ZM132 205H133V203H132ZM187 205H188V204H186V206H185V203H184V207L186 208V210H187V209H190V211H192V212L194 213V215H195V214H196V213H195V210H196L195 207H194V206L192 207V204H191V205H188L189 208H187ZM203 205H204V204H203ZM206 205H205V207H206ZM2 206H3V205H2ZM4 206H3V207H4ZM8 206L10 207V205H8ZM11 206H12V205H11ZM25 206H26V205H25ZM62 206H63V205H62ZM62 206H61V207H62ZM78 206H79V205H78ZM85 206H86V205H85ZM113 206H115V205H113ZM178 206L180 207V206H182V205H181V204H180V205L178 204ZM197 206H198V205H197ZM208 206H210V204H209ZM208 206H207V207H208ZM259 206H260V205H259ZM259 206H258V207H259ZM9 207H8V208L5 207V208H6V210H7V209H10V211H8V210H7V211H4V210H3L4 208L1 209V211L3 210L4 212H8L7 214H10V213L13 212V210H15V208H16V207L14 208L13 206H12V207H13L14 209H12L11 207L9 208ZM30 207H27V208H30ZM93 207H94V206H93ZM108 207H109V206H108ZM110 207H111V206H110ZM115 207H116V206H115ZM132 207H134V205L131 206V208H132ZM142 207H143V208H142ZM147 207H148V206H147ZM163 207H161V208H163ZM179 207H178V209H179ZM190 207H191V208H190ZM0 208H1V206H0ZM22 208H23V204H22ZM24 208H26V207H24ZM59 208H60V207H59ZM70 208H72V207H70ZM102 208H103V207H102ZM105 208H107V207H105ZM185 208H184V211H183V212L186 211ZM208 208H209L211 211H213V210L211 209L212 206H211V207H208ZM208 208H207V211L209 210ZM11 209H12V210H11ZM32 209H35V208H32ZM52 209H53V208H52ZM60 209H61V208H60ZM148 209H149V208H148ZM35 210H36V209H35ZM53 210H54V209H53ZM151 210H152V209H151ZM180 210H181V208H180ZM247 210H248V209H247ZM250 210H251V209H250ZM92 211H93V210H92ZM97 211H98V210H97ZM112 211H114V210H112ZM115 211H116V210H115ZM118 211H119V210H118ZM128 211H129V210H128ZM205 211H206V210H205ZM207 211H206V212H207ZM211 211H210V212H211ZM244 211H245V210H244ZM253 211H254V210H253ZM4 212H3V213H4ZM15 212H16V211H15ZM83 212H84V211H83ZM94 212H95V210H94ZM119 212H120V211H119ZM133 212H134V211H133ZM133 212H132V214H133ZM135 212H136V210H135ZM175 212H178V210L176 209ZM181 212H182V211H181ZM183 212H182V213H183ZM192 212H191V213H192ZM251 212H252V211H251ZM0 213H1V212H0ZM3 213H1V214H2V217H1V214H0V217H1V219H2V220L0 219V223H2L1 221L6 220V219H5L6 217L8 218V216H6V215H7L6 213L4 214V216H6V217H3ZM20 213H21V212H20ZM23 213H24V212H23ZM80 213H81V212H80ZM113 213H114V212H113ZM120 213H121V212H120ZM126 213H127V212H126ZM126 213H125V214H126ZM146 213H147V211H146ZM178 213H180V212H178ZM182 213H181V214H182ZM200 213H201V212H200ZM14 214H15V213H14ZM61 214H63V213H61ZM81 214H83V213H81ZM103 214H104V213H103ZM109 214H110V213H109ZM130 214H131V213H130ZM188 214H190V213L188 212ZM10 215H11V217H12V216H13V213H11ZM17 215H19V214H17ZM21 215H22V214H21ZM104 215H105V214H104ZM113 215H114V214H113ZM147 215H150V214L148 213ZM147 215H146V216H147ZM191 215H192V214H191ZM191 215H190V216H187L186 214H185V215H182L183 218L180 217V219L184 220V217H186V216H187L188 218L192 217V220H193V221L190 220L191 218L189 219V221H191L190 225H191L192 223H195V222L198 221V220L200 221V218H198V219L195 218L196 220L193 219V217H195L196 215H195V216H193V215L191 216ZM245 215H246V214H245ZM23 216H24V215H23ZM26 216H27V215H26ZM26 216H25V217H26ZM125 216H126V215H125ZM180 216H181V215H180ZM202 216H203V215H202ZM9 217H10V216H9ZM11 217L8 218L6 221H9V222H10V221H11V220H10ZM25 217H24V218H25ZM115 217H116V216H115ZM130 217H132V220L134 219V215H133V216L131 215V216H129V218H128L129 220L127 219L128 221L131 220ZM147 217H148V216H147ZM164 217H166V216H164ZM3 218H4V219H3ZM13 218H15V215L13 216ZM31 218H32V217H31ZM116 218H117V217H116ZM118 218H119V216H118ZM143 218H144V217H143ZM177 218H179V217H177ZM188 218H187V220H188ZM32 219H33V218H32ZM49 219H50V218H49ZM135 219H136V221H137V218H135ZM135 219H134V220H135ZM154 219H155V218H154ZM28 220H29V221H33V220H31L30 218H29ZM34 220H35V219H34ZM36 220H37V219H36ZM36 220H35V222H36ZM71 220H72V219H71ZM71 220H70V221H71ZM202 220H203V219H202ZM209 220H210V219H209ZM230 220H229L228 222H230ZM6 221H5V222H6ZM15 221H16V220H15ZM17 221H18V220H17ZM17 221H16V222H17ZM70 221L67 222V224H68V223L70 224ZM146 221H150V219H146ZM189 221H188V222H189ZM232 221H233V220H232ZM3 222H4V221H3ZM18 222H19V221H18ZM18 222H17V223H18ZM33 222H34V221H33ZM38 222H40V221H38ZM134 222H135V221H134ZM143 222H144V221H143ZM185 222H187V221H185ZM24 223H25V222H24ZM26 223H27V222H26ZM26 223H25V224H26ZM97 223H98V222H97ZM144 223H145V222H144ZM144 223H143V224H144ZM28 224H29V223H28ZM28 224H27V225H28ZM75 224H76V223H75ZM129 224H132V223L130 222ZM133 224H134V223H133ZM159 224H161V223H159ZM163 224H164V222H163ZM6 225H7V224H4L3 227L6 226ZM11 225H12V224H11ZM52 225H53V224H52ZM98 225H99V223H98ZM149 225H151V224H149ZM168 225H169V224H168ZM261 225H262V224H261ZM7 226H8V225H7ZM14 226H15V225H13V227H14ZM24 226H25V225H24ZM28 226H29V225H28ZM144 226L147 227L148 224H146V225H144ZM151 226H153V225H151ZM171 226H172V225H171ZM197 226H198V224H197ZM197 226L194 225L193 228H196ZM220 226H221V225H220ZM3 227H2V230L0 229V232H1V233H2L3 231L6 232L7 229H8V227H6V228L4 227V228H5V230H4ZM30 227H32V226H30ZM42 227H43V226H42ZM42 227H41V228H42ZM51 227H52V226H51ZM63 227H67V226L63 224ZM70 227H71V226H70ZM115 227H116V226H115ZM123 227H124V226H123ZM134 227H138V226H134ZM140 227L142 228V226H140ZM146 227H145V228H146ZM155 227H156V226H155ZM166 227H167V226H166ZM202 227H203V225H202ZM14 228H15V227H14ZM43 228H44V227H43ZM43 228H42V232H44V231H43ZM68 228H69V226H68ZM72 228H73V227H72ZM92 228H93V227H92ZM92 228H91V229H92ZM108 228H109V227H108ZM112 228H113V227H112ZM112 228H111V229H112ZM156 228H157V227H156ZM156 228H155V229H156ZM15 229H17V228H15ZM81 229H82V228H81ZM116 229H117V228H116ZM172 229H173V228H172ZM212 229H213V227H212ZM217 229H218V228H217ZM19 230H20V229H19ZM19 230H18V231H19ZM54 230H55V229H54ZM54 230H53L52 232H54V234H56ZM60 230H61V228H60ZM64 230H65V228H64ZM77 230H78V229H77ZM77 230H76V231H77ZM82 230H87V231H88L87 228L82 229ZM149 230H150V229H149ZM149 230H148V231H149ZM65 231H66V233H67L68 230L66 229ZM78 231H79V230H78ZM78 231H77V232H78ZM87 231H86V233H87ZM113 231H114V230H113ZM116 231H117V230H116ZM158 231H159V228H158L157 232H158ZM227 231H228V230H227ZM5 232H3V233L5 234ZM19 232H20V231H19ZM27 232H28V230H27ZM60 232H61V231H60ZM63 232H64V231L62 230V235H63ZM74 232H75V231H74ZM84 232H85V231H84ZM84 232H78V233L83 235ZM119 232H120V231H119ZM119 232H118V234H119ZM160 232H161V231H160ZM168 232H169V231H168ZM208 232H209V231H208ZM215 232H216V231H215ZM217 232H221V230L219 229V231H217ZM1 233H0V234H1ZM21 233H22V232H21ZM24 233H25V232H24ZM31 233H32V232H31ZM86 233H85V234H86ZM109 233H110V232H109ZM161 233H162V232H161ZM213 233H214V232H213ZM222 233H223V232H222ZM224 233H225V232H224ZM22 234H23V233H22ZM27 234H28V233H27ZM42 234H43V233H42ZM69 234H70V233H69ZM69 234H67V235L69 236ZM71 234H72V233H71ZM87 234H88V233H87ZM87 234H86V235H87ZM118 234H117V235H118ZM153 234H154V232H153ZM171 234H172V233H171ZM214 234H215V233H214ZM220 234H221V233H220ZM5 235H6V234H5ZM8 235H9V234H8ZM13 235H14V234H13ZM13 235L10 234L11 237H12ZM17 235H18V234H17ZM23 235H24V234H23ZM30 235H31V236H30ZM89 235H90V234H89ZM108 235H111V234H108ZM119 235H120V234H119ZM218 235H219V234H218ZM224 235H225V234H224ZM231 235H232V234H231ZM1 236H2V235H0V237H1ZM14 236H16V233H15ZM19 236H20V235H19ZM25 236H26V235H24V238H25ZM29 236H30L32 239H33V237H34V236H32V234H29ZM44 236H45V235H44ZM59 236H61V235H59ZM59 236H58V237H59ZM64 236H65V235H64ZM68 236H67V237H68ZM153 236H154V235H153ZM171 236H172V235H171ZM180 236H181V234H179L178 238H179ZM220 236H221V235H220ZM220 236H219V237H220ZM5 237H6V236H5ZM5 237H4V238H5ZM62 237H63V236H61L59 239H61ZM65 237H66V236H65ZM69 237H70V236H69ZM91 237H93V236H91ZM160 237H161V236H160ZM187 237H188V236H187ZM194 237H195V234H194ZM200 237H201V236H200ZM200 237L198 236V238H200ZM219 237L217 236L218 239H219ZM1 238H2V237H1ZM1 238H0V239H1ZM21 238H23V237L20 236L18 239H21ZM45 238H46V237H45ZM50 238H51V237H50ZM50 238H48V239H50ZM52 238L54 239V237H52ZM52 238L50 239L51 242L53 241ZM71 238H72V237H71ZM71 238H70V239H71ZM73 238H74V237H73ZM161 238L163 239V237H161ZM173 238H174V237H173ZM173 238H172V239H173ZM175 238H177V237H175ZM175 238H174V240H175ZM191 238H192V237H191ZM27 239H28V238H27ZM46 239H47V238H46ZM46 239H45V240H46ZM144 239H145V237H144ZM144 239H143V240H144ZM151 239L153 240V241H151V243H150L149 240H147V241H149V242L144 241V244H146V243H147V245L149 244V246H147V247H148L147 249H148L149 251H151V250L153 251V248L151 249V247H152V243L155 242L154 239H153L152 237H151ZM151 239H150V240H151ZM189 239H190V238H189ZM194 239H195V238H194ZM236 239H237V238H236ZM236 239H235V240H236ZM1 240H3V238H2ZM5 240H6V239H4V241H5ZM7 240H8V239H7ZM7 240H6V241H7ZM22 240H23V239H22ZM33 240H34V239H33ZM33 240H32V241H33ZM54 240H56V239H54ZM57 240H58V239H57ZM164 240H165V239H164ZM174 240H173V241H174ZM182 240H184V239H182ZM8 241H9V240H8ZM8 241H7V242H8ZM18 241H19V240H18ZM20 241H21V240H20ZM28 241H29V240H28ZM32 241H31L30 244H32ZM42 241H43V240H42ZM76 241H78V240H76ZM85 241H86V240H84L83 242H85ZM90 241H91V240H90ZM184 241H185V240H184ZM192 241H193V240H192ZM200 241H202V240H200ZM207 241H209V240H207ZM33 242H34V241H33ZM47 242H48V244L51 243V242L49 243V240H48ZM57 242H58V241H57ZM87 242H88V241H87ZM163 242H164V241H163ZM174 242H175V241H174ZM196 242L198 243V241H196ZM196 242H195V243H196ZM214 242H215V240H214ZM236 242H237V241H236ZM8 243H9V242H8ZM16 243H18V242H16ZM24 243H28V242L24 241ZM44 243H46V242H43V246H44ZM55 243H56V242H54V243L52 242L53 245H54ZM85 243H86V242H85ZM85 243H84V244H85ZM90 243H91V242H90ZM101 243H102V242L98 243L99 247L101 246ZM136 243H137V242H136ZM166 243H167V242H166ZM177 243H178V242H177ZM177 243H176V244H177ZM201 243H202V244L204 243V239H203L202 242H200V244H201ZM1 244H3V243H1ZM37 244H38V243H37ZM37 244H36V245H37ZM48 244H46V245H48ZM84 244H82V245H84ZM86 244H87V243H86ZM91 244H92V243H91ZM155 244H157V241H156ZM171 244H172V242H171ZM181 244H182V242H181ZM200 244H199V247H200ZM202 244H201V245H202ZM205 244H206V243H205ZM27 245H29V244H27ZM27 245L24 244L25 249H28V250H29L30 248H29V246H27ZM33 245H34V244H33ZM33 245H31V246H33ZM36 245H35V246H36ZM40 245H42V243H41ZM53 245H52V246H53ZM72 245H73V244H72ZM98 245H96V247H97ZM140 245H141V244H140ZM150 245H151V247H150ZM158 245H159V244H157V245L155 246V245L153 244V246L156 247L155 250H157V246H158ZM184 245H186V243H185ZM189 245H190V244H189ZM189 245L187 246V248L189 247ZM197 245H198V244H197ZM208 245H209V243H207L206 247H208ZM222 245H223V244H222ZM230 245H232V243H231ZM11 246H13V244H11ZM17 246H18V244H17ZM20 246H21V245H20ZM24 246H22L23 249H24ZM26 246H27V248H26ZM65 246H67V245L62 244L61 247L64 248ZM68 246H69V245H68ZM68 246H67V247H68ZM73 246H76V245H73ZM85 246H88V245H85ZM106 246H107V245H106ZM132 246H134V245H132ZM136 246H138V245H136ZM136 246H135V248H136ZM165 246H166V247H165ZM165 246H163V247H165V248L167 249L168 246H167L166 244H165ZM177 246L180 247L179 243L177 244ZM182 246H183V245H182ZM202 246H203V245H202ZM1 247H2V246H1ZM14 247H15V246H13L12 248H14ZM47 247H48V246H47ZM90 247H91V246L89 245V246H88V249H89ZM158 247H160V246H158ZM171 247H172V246H171ZM178 247H175L176 250H177V249H181V250L184 249V246L181 247V248H178ZM203 247H204V246H203ZM206 247H204V248H205V251L207 250ZM34 248H35V247H34ZM34 248H33V249H34ZM36 248H37V247H36ZM91 248H92V247H91ZM100 248H101V247H100ZM105 248H106V247H105ZM138 248L140 249L141 246H138ZM160 248H161V247H160ZM175 248L173 247L171 250H173V249L175 250ZM182 248H183V249H182ZM187 248H186V249H187ZM191 248H192V246H191ZM191 248L189 247V249H191ZM210 248H213V247L211 246ZM7 249H8V248H7ZM48 249H49V248H48ZM51 249H52V248H51ZM65 249H67V248H65ZM69 249H70V248H68V250H69ZM83 249H84V248H83ZM88 249H87V250H88ZM92 249H93V248H92ZM106 249H107V248H106ZM106 249H105V250H106ZM133 249H134V248H133ZM143 249H144V248H143ZM162 249H163V248H162ZM189 249H187L186 251H188ZM193 249H194V248H193ZM9 250H10V249H9ZM15 250H16V249H15ZM34 250H35V249H34ZM42 250H43V249H42ZM42 250H41V251H42ZM44 250H45V249H44ZM46 250H47V248H46ZM155 250H154V251H155ZM210 250H211V249H210ZM6 251H7L6 253H8V250H6ZM47 251H48V250H47ZM59 251H60V250H58V252H59ZM84 251L86 252V250H84ZM89 251H90V250H89ZM91 251H92V250H91ZM91 251H90L89 253H91ZM96 251H97V250H96ZM158 251H159V250H158ZM158 251H157V252H158ZM161 251H162V250H161ZM15 252H16V251H15ZM32 252H35V251H32ZM42 252H44V251H42ZM51 252H52V250H50V252H47L48 254L45 255L46 258H47V255H50ZM53 252H54V251H53ZM56 252H57V251H56ZM60 252H61V251H60ZM67 252H68V251H67ZM87 252H88V251H87ZM107 252H109V251H107ZM188 252L191 253V252H194V251H193V250H192V251L189 250ZM196 252H197V251H196ZM196 252H195V253H196ZM200 252H201V251H200ZM0 253H1V252H0ZM13 253H14V252H13ZM16 253H17V252H16ZM16 253H15V254H16ZM101 253H102V252H101ZM136 253H137V256L140 255V253L138 254V252H135L134 255H135ZM145 253L148 254L147 251H146ZM9 254H11V253H9ZM31 254H32V253H31ZM31 254H30V255H31ZM57 254H58V253H57ZM201 254H203V253H201ZM209 254H210V253H209ZM220 254H221V253H220ZM51 255L53 256V254H51ZM100 255H102V254H100ZM130 255H131V254H130ZM132 255H133V253H132ZM141 255L143 256L144 254H141ZM0 256H1V255H0ZM18 256H19V255H18ZM33 256L35 257V255H33ZM102 256H103V255H102ZM148 256H149V255H148ZM167 256H168V253H166V252L155 253V254H153L152 257H150L151 259H149V257H147L146 261H148V260H149V261H148L146 264H170V263H169L170 260H169V261L167 260ZM169 256H170V255H169ZM185 256H186V255H185ZM16 257H17V256H16ZM50 257H51V256H49V258H50ZM139 257H140V256H139ZM170 257H171V259H173L172 256H170ZM259 257H260V256H259ZM41 258H42V260H45V259H43L44 257H40L39 262H40ZM51 258H52V257H51ZM87 258H88V257H87ZM129 258H131V257H129ZM132 258H133V256H132ZM134 258L139 259V258H137L136 256H134ZM20 259H21V258H20ZM30 259H31V258H30ZM32 259H34V258H32ZM52 259H53V258H52ZM78 259H79V258H78ZM178 259H179V261H180L179 264H182V261H183V260H181V257L178 258ZM5 260H6V259H5ZM67 260H68V259H67ZM69 260L71 261V259H69ZM98 260H99V259H98ZM125 260H126V259H125ZM134 260H135V259H134ZM218 260H219V258H218ZM221 260H222V259H221ZM32 261H33V260H32ZM35 261H36V257H35ZM55 261H58V260H55ZM55 261H53V262L55 263ZM122 261H123V260H122ZM173 261H175V258H174ZM173 261H172V263H173ZM184 261H185V260H184ZM47 262H48V261H47ZM47 262H46V263H47ZM49 262H50V263L52 262L51 259L49 260ZM53 262H52V263H53ZM64 262H65V261H64ZM119 262H121V261H119ZM126 262H127V261H126ZM126 262H124V263H126ZM130 262H131V264H132V261H130ZM136 262H138V261L136 260ZM136 262H135V263H136ZM139 262H141L140 259H139ZM142 262H143V261H142ZM144 262H145V261H144ZM170 262H171V261H170ZM189 262H190V261H189ZM66 263L68 264V262H66ZM124 263H123V264H124ZM135 263H134V264H135ZM172 263H171V264H172ZM190 263L192 264V262H190ZM44 264H45V263H44ZM56 264H59V262H56ZM63 264H65V263H63ZM71 264H72V262H71ZM114 264H115V263H114ZM126 264H127V263H126ZM136 264H137V263H136ZM139 264H140V263H139Z\"/></svg>",
    "mask_w": 264,
    "mask_h": 264
}]
</instances>
